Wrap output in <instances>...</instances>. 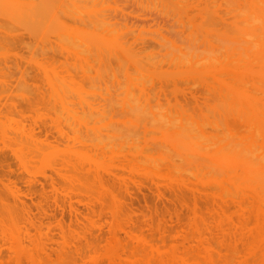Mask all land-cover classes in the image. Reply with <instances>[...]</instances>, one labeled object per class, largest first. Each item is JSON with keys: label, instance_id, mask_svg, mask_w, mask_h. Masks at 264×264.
Instances as JSON below:
<instances>
[{"label": "rangeland", "instance_id": "obj_1", "mask_svg": "<svg viewBox=\"0 0 264 264\" xmlns=\"http://www.w3.org/2000/svg\"><path fill=\"white\" fill-rule=\"evenodd\" d=\"M2 1L3 0H0V3H2ZM5 1V0H4ZM33 1V0H32ZM41 1V2H40ZM40 1H35V2H31V0L29 1V0H16L15 2H13V3H11V1L9 2V0L6 2V3H11V4H9V5H7L6 3V5L7 6H9L11 9H9L8 11L6 10L7 9V6H6V9H4V10H2V11H0L1 13H0V19H3V18H5V20H7V18H8V20H7V22H8V25H6L5 23H3L4 21V19L3 20H1V22H0V32H4V36L6 37V34H9V35H7V38L8 37H13V38H16L17 37V39L19 38V37H21V38H23L24 39V41H22V42H24V44L26 43L27 45H30V47L33 49L34 48V51H36V47L38 48V51H36V52H34L32 49H30V50H32L31 51V53L28 51L29 50V48H26V49H28L27 51H26V49H25V47H23L24 46V44L22 43V45L23 46H21V47H19V45L17 46H15L14 44V42H12V43H14V44H11V43H9L10 41H11V39H10V41L9 40H6L5 41V39H3L2 41H0V42H2V43H0V256H1V254H2V259L4 260V261H6V263L8 262V264H33L32 263V261L30 260V258H28L29 257V254H30V251L28 250V252L29 253H26V254H24L22 257H18L17 255H15L14 254V252L13 251H11V247H12V245H11V242H12V238L13 237H15L17 234H21V236L23 235V237H22V240L23 241H26L25 240V238L27 239V242H26V245L28 246V244H29V242H28V238L30 237V238H32V236H34V237H37V236H40V238L39 237H37L38 239H42L43 241H45L47 238H46V236L47 235H45L46 234V232H47V234H49L48 232H49V230L48 229H46V228H44V230H43V232H45V236L44 235H38L37 234V232L35 231V229L34 228H30L31 226H30V220H33L35 223H36V226L37 227H39L41 224H44V225H49L50 224V228H51V232L52 233H50V237H53V240L55 241V242H57V243H54L53 244V246H54V248H56L55 250H57V251H59V252H61V253H69V254H71V252H74L75 251V248H71V247H75V246H79L80 248H81V250H82V252H83V255H85V258L83 259V260H81V259H79L77 256H74V260L78 263V264H108L109 263V256L111 255V253H110V251L112 250V247H114V252L116 253V258H117V260L120 262V263H122V264H128V257H127V255H128V252H127V250H126V246H127V244L129 243V244H131L133 247H138V242H136V241H134L131 237H130V235L126 232V231H121V232H119V237L121 238V240L122 241H120V243H119V245H116V244H114L113 243V240H112V232H111V227L110 226H112V224H113V218H112V215H111V213H110V208H111V206H108V204L109 205H111V204H113V202H112V200H111V197H107L106 195H108V196H110L109 195V191H108V189H110V188H107V187H111V186H113V187H111V189L112 188H115V186L117 187V189L119 190H117L118 191V195H119V199H120V202L122 201V206H123V208H124V210H126L125 212L126 213H128V217H132L133 219H134V224L133 225H135L136 227L138 226V228H139V234H141L142 236H144L148 241H150L152 244H157L158 245V247H160V249H161V252L163 253V255L164 256H169L170 255V245L172 244V245H175V246H177V248L180 250V251H182L183 250V246H182V244H181V239H180V236H182V235H184V234H186V233H189V232H192L193 231V229H192V223H193V220H195L196 219V215H195V213H194V208H197V216L198 217H200L201 219H203V220H205L204 222H205V226H207V228H205V227H203L202 228V235H204L203 236V238H205V236L207 235V237L208 236H210L211 237V239H212V241H216V242H219L220 240H221V238H220V236H221V234L216 230V228H215V226H216V224H217V222L219 221V217L221 216V214H220V211H219V209H218V205H220L221 203H220V201H221V199L220 200H217V199H219L218 197H216L215 196V191L214 190H211V192L212 191H214V192H209V190L210 189H212L214 186H212V185H210V187H208L207 189L208 190H206V186H208V185H203V186H205L204 188L203 187H201L202 186V183H200V182H198V181H196L197 180V178L196 177H202V176H217V177H219V176H221V173H220V168L219 167H217V171L215 172V170H216V168H215V166H213V165H210L209 166V163H208V165H207V162H205L206 163V165L207 166H209V167H214L215 169H213V168H208L209 169V171H208V173H206L205 175H202V174H200V171H202V170H205V171H202V173L204 174L205 172H207V167H205L206 165L204 164V163H202V164H204L205 166H203L202 164L200 165L199 164V166H203L202 167V169L199 171V174L197 175V171H196V169H195V167H194V165H197V163H200L198 160H197V158H196V160L198 161V162H196V160H194V162H196V163H190L188 166H190V165H193V167H191L190 166V170H191V168L193 169V170H189L190 172H193V176L191 177L190 176V172H189V175H187L186 177L184 176V175H186L185 173H187V172H183V173H181L180 172V174L179 173H177V174H179V177L178 178H176V176H173V175H175L176 174V172H175V170L177 169L176 167L178 166V164H179V166L184 162V161H188V159H186L187 157L185 156V157H183L182 156V159H186V160H182L181 158H177V156H175V151L173 150V145H174V143H173V139L172 138H170V136H169V134H167L166 135V130L168 129V128H165L164 126L167 124V122L169 121L170 123V125H172L173 124V122H171V121H175V120H173V119H171V117L173 118L174 116L172 115V114H176L177 115V112L176 113H174L175 111H177V109H181V111H180V114L183 116V115H191L192 114V112L194 111V109L193 108H191V106L193 107V105L195 104V103H197V102H193V101H191V102H189L190 100H192L193 99V97H189V96H191V94H195L196 92L199 94V93H205V91H204V89L205 88H202V86L205 84V86L206 87H208L209 85H211L212 83H211V81L212 80H210L209 79V77H207V79H206V76L204 75V74H208L207 76H212V78H215L216 79V77H213V76H215V74L217 73L218 74V72H219V68L218 67H220L219 65H220V63L222 62L223 64H224V62H223V60H224V58L222 59V58H220V57H218V56H220V53L221 52H223V50L224 49H222V48H224L223 46L225 45V43L223 44V46H221L220 47V45L219 44H214L213 45V43H211V40H210V44H208L207 43V41H209V39H208V37H210V35H212V34H209V36L207 35V37H205L204 38V40H205V43H204V40H203V43H201V46H202V44H203V48H201V46H200V49H199V40L201 39V42H202V38H203V35L205 34H207V33H210L209 32V29L210 28H214V27H216L217 26V28H221V27H218L219 26V24H220V21H222V20H220L221 18H219V17H222L223 16V14H227L226 12H224V13H220V14H218V11H217V9L221 6V5H218L217 6V8H215L216 7V5H213V7L215 8V9H213L211 6V8H210V10H209V7H207L206 9H208V11H211V9H213L214 10V12H215V10H216V17L214 18V17H212L213 19H212V21H213V23H211L210 22V24L208 25V26H204L203 28V35H199L200 33V31L198 30V27L199 26H201V25H203V19L205 20V18L203 17L204 16V14L202 13V12H204V11H206V13L208 12L204 7H206L207 6V4H204L202 1L200 2L199 0L197 1V4H198V6L200 7H198L196 4L195 5H193L192 3H193V1H191L192 3H190L188 0L186 1L187 3L189 2L190 3V5H188V4H184L182 7L181 6H177V4L175 5V4H173V3H168V1L167 0H161V2H163L164 3V6H165V4H166V6H165V8H168L167 7V5H169L170 7L168 8L169 10H167L166 9V11H168L169 13L168 14H170V11H172L171 9H174V8H171V5L172 6H174L175 8H176V10L179 12V13H181V15H183L182 17H185V18H183V19H186L185 21H187V24L186 23H184L185 21H183V19H181V16H178V15H176V14H178V13H176L175 14V12H177V11H173L174 12V16L176 17V16H178L177 18L179 19L180 18V20L181 21H179V22H177L176 21V19H175V22H176V24H171V25H173V26H171L170 25V23L172 22V23H174V19H172L173 18V16H171L173 13L171 12V15L169 16V15H167V12L165 13L164 12V15L163 14H159L158 15V12H160V10L158 11V10H156V8L155 7H157V6H155V7H149V8H152L151 10L150 9H148V6L149 5H153L154 3V0H152V2L151 1H149V2H151V3H149V4H147V9L145 8V6H144V4L142 3V1L141 0H136V1H139V7H138V3L137 4H134V0H131V1H127V2H125V0H102L103 1V3L101 4V5H104V6H102V8H101V5H100V0H90L89 2H88V0H87V4L88 3H90L91 5H87L86 4V1H80V3H82V2H84V4H82L81 6L79 5V3L78 2H74V0H73V2H72V0H66V1H68V2H66V1H64V0H59V2H58V4L55 6V5H53L55 2H56V0L55 1H53V4L51 3V2H49V0H40ZM61 1V2H60ZM63 1L65 2V6H64V4H63ZM76 1V0H75ZM93 1V2H92ZM105 1V2H104ZM115 1H119L118 3H116ZM133 1V2H132ZM136 1H135V3H136ZM144 1V0H143ZM145 1H147V0H145ZM155 1H158V0H155ZM196 1V0H195ZM195 1H194V3H195ZM107 2H108V4H107ZM204 2H206V1H204ZM4 3V2H3ZM31 5H30V4ZM57 3V2H56ZM55 3V4H56ZM63 5H62V4ZM70 3V4H69ZM105 3H106V5H105ZM110 3V4H109ZM114 3H116L117 5H115ZM140 3H142L143 4V6H144V8H143V6L141 5L140 6ZM146 3H148V2H146ZM153 3V4H152ZM157 4L159 3V2H156ZM156 3L154 4V5H156ZM162 3V4H163ZM200 3V4H199ZM203 3V4H202ZM4 4V5H5ZM35 4V5H34ZM64 7V8H62V6ZM66 4H67V6H66ZM112 4H114V5H112ZM160 4V3H159ZM158 4V7L160 6V8H164V7H161V5H159ZM4 5H1L0 7H4ZM44 5H46V7H49L50 9H52V12H53V10L56 8L57 10L58 9H66L65 11H63L64 12V14H63V12H62V10H56L55 9V12H53V13H51V11H50V15L47 13L46 15H45V17H50V20H49V18L47 19V18H40L39 19V17L37 16V15H35L36 16V18H37V20L39 19V20H43V19H45L44 21H45V23H46V20H48L47 21V23L45 24L42 20L39 22L40 23V27H41V25L42 26H44V24H45V26H44V28H40L39 27V29H41V33H42V31H43V33L41 34V33H39V34H41V35H37L38 37V39L36 40V41H38L39 39H43L42 37H44L45 39H46V36H47V33L49 32H47V30H50L49 28L48 29H45V27H46V25H47V27H50V26H48V23L50 24V22H51V25L53 24V23H56V20L53 22L52 21V19L54 20L55 18H52V17H54L53 15L55 14V13H57L56 15H59V18L60 19H65V21L63 20V21H60V22H58V23H60V27H62L63 25H68V27H67V29H62L63 31L64 30H67V31H64V33L65 34H63V31L61 32L63 35H68V37H69V39H70V41L69 42H67V43H65L64 45H60L62 42H59L58 40H57V38H61V36H58L57 34H55V35H50V37L48 36V38L47 39H49V40H51V42L49 41V45L48 46H50L51 47V51L53 52L54 50L55 51H57L58 49L56 48L58 45H60L61 46V48L59 49L60 50V52H62L63 53V51L65 50L66 52L65 53H63V54H59V50L57 51V54H58V56H57V54H55V51L53 52L55 55L53 56V53L52 52H49L48 50V52H42L43 50H42V48H41V51H39V47L37 46V45H39L38 44V42H40V41H38L37 43H34L35 42V37H33L32 35H30V33L28 34V32H25L24 31V28L26 27V25L27 26H30L31 27V25L33 26H35V24L33 23H31V21H33V18L35 19V16L33 15V13H32V11H31V9L33 10V11H35L36 9H38V8H36L35 9V7H40V6H42V8L44 7ZM68 5H72V9H70V10H74L75 9V11H68V13L69 12H71L70 14H69V16H68V13H67V9H68V7H70V6H68ZM100 5V6H99ZM110 5H112V6H110ZM153 5V6H154ZM188 5V6H187ZM202 7H201V6ZM210 5V4H209ZM14 6H16V7H19L20 8V6H21V10H16L17 12L16 13H19V12H29V10H30V12H31V14L34 16H32V15H30L29 13L27 14L26 12H25V15H23L22 13V15L24 16V17H26L25 18V20L26 19H29V21H28V23H30V24H28V23H26L25 22V24H24V22L22 23V18L20 19V23H22L23 24V26H24V28L22 27L21 29H19L20 28V26L18 27V26H16V23H18V19L16 20L17 22H15V24H14V21H13V19H10V20H12L13 21V25H15V26H11V22H10V20H9V16H11V14L10 13H14L13 12V10L14 9H16V8H14L13 9V7ZM23 6H25V7H29L28 9L27 8H25V7H23ZM98 6L100 7V8H98ZM163 6V5H162ZM185 6H187L186 8H185ZM198 8H197V7ZM223 6V5H222ZM45 7V8H46ZM65 7H67V8H65ZM78 8V10H77V8ZM140 7H142V8H140ZM179 7H181V8H179ZM194 7H195V10L197 9V11H199V10H201L202 12L200 13V14H203V16L202 15H200L197 11H195L196 13L195 14H198L197 16L196 15H194L193 16V14H192V12H191V8H192V10H194ZM31 8V9H30ZM83 8V9H82ZM85 8H87V9H85ZM99 10H98V9ZM116 8H118V9H116ZM159 8V9H160ZM189 8H190V10H189ZM223 9L222 11H226L225 9H226V7H220L219 9ZM3 9V8H2ZM13 9V10H12ZM40 9H41V7L39 8V11H40ZM68 9V10H69ZM81 9V10H80ZM92 11V13L93 12H96V11H99V13H101V12H105V9H107L106 10V14L107 13H110V14H107L106 16L107 17H105V13L103 14L102 13V15H104V18L106 19V18H109V15H110V18L109 19H106V21L108 20V21H110V20H112V16L111 15H113L114 16V18L116 17L117 19H115V21H114V18H113V24L114 23H116V25L118 24V31H119V27L121 26V22L119 23L118 22V16H117V14H116V12L118 11L119 12V14L121 15V16H119L120 18L121 17H125L126 19H127V21H126V19H124V18H122V19H124V21H126V22H124L123 20H120V21H123L124 23H122V24H124V27H122L121 29H123V31L125 30V27L127 26L126 24H133V25H136L137 27H138V25L140 26L139 27V29L141 28H143L142 30L145 32V30H146V32L145 33H147V31H148V33H147V36H146V38L145 37H143V35H144V32L141 30V32H140V30L138 29H136L137 27L136 26H133V25H131V26H133V27H131V28H134L135 30H136V33H137V36H133V38H132V36H131V34H130V36H131V38L133 39H130V40H132V41H130L129 40V35H128V39L126 38L127 36L125 35V33L127 32V33H129L128 32V30H125L124 32L125 33H122L123 35H125V36H123L122 34L121 35H118V31H117V28H115V26L116 25H109V24H112V21L111 22H109V24H106L105 23V19H104V21H102L103 19H101V17H102V15H100L99 13H97L96 15L97 16H95V19L96 20H94V21H97L98 19V21H99V24H100V22L102 21V23L104 22L105 23V26L107 27L108 25L110 26V27H113L114 29H113V32H114V30H116L115 32H116V34H117V36H115L114 34L115 33H110L112 36L110 37V35H109V27H104V26H101L102 28H105L104 30H107L106 32L104 31V33H101V32H103L102 30H100V28H99V32L97 33L96 31H94V29L96 30L97 29V27L95 28V26H97L98 25V22H93L94 24H95V26H94V24H93V26H92V28H91V30L89 29V28H87L88 27V25L85 23L84 24V20H80L79 21V19H81V18H79V17H84V15L86 16V17H88L89 15L88 14H90V18H92V19H90L89 17V20H92L93 21V14L90 12V10ZM109 9H113L112 10V12H113V14H111V12H109V11H111V10H109ZM115 9H116V11H115ZM141 9L143 10H147V11H145V17H143L144 16V14L142 13L141 14ZM154 9L156 10V11H154ZM187 9H188V11H190L191 13L190 14H192V15H190V14H188V12H187ZM218 9V10H219ZM11 10V11H10ZM42 10V9H41ZM87 10H88V13H87ZM109 10V11H108ZM149 10V11H148ZM165 10V9H164ZM186 11L185 13L186 14H188V15H186L185 13H183V11ZM213 10H212V12H213ZM5 11H7V12H5ZM9 11H10V13H9ZM15 11V10H14ZM19 11V12H18ZM37 12H39L38 10H36ZM43 11V10H42ZM47 11H48V9H47ZM76 11H83L82 12V14H84V15H82L81 14V16H80V14H79V12H76ZM85 11V12H84ZM108 11V12H107ZM151 11H153L154 12V14H153V12L151 13L152 15H154V17H157V15H158V17L161 19V18H164V21L165 20H167V21H169V22H165V24L166 23H169V24H164V22H162L163 20H158L157 18H155V19H157L156 21H160V22H162L161 24L163 25V26H166L167 27V25L169 26V30H170V28L171 27H173V31L174 30H176V32L178 33V32H183L182 34L185 36L186 34H190V33H193V31L194 30H196V31H194V33H197L198 34V36H196L195 38H197V37H199V39H193V38H191V37H189L188 35V37L189 38H191L192 40H195L194 41V43H189V39H185L183 36H179V37H177L176 35H175V33L174 32H172V33H174V35H175V38L177 37V39L178 40H176L174 37H173V39H175V41H176V43L174 44V42H170V41H173V39L172 40H169L168 41V39H171L172 37H171V32L168 30V28H166V27H164L166 30H168L169 32H168V34L170 33V36L168 35L167 36V31H163V29H161L160 27H158L157 28V26H160L159 25V23H156L155 24V19L153 18V16L152 15H150L149 16V18L147 17L148 16V12H151ZM162 11V10H161ZM221 11V10H220ZM44 12V11H43ZM43 12L41 13L42 15H44L43 14ZM74 12H76L77 14H78V16H77V14H74ZM114 12H115V14H114ZM117 12V13H118ZM7 13H9L10 15L9 16H7ZM36 13V12H35ZM163 13V12H162ZM40 14V13H39ZM40 14V15H41ZM63 14V15H62ZM66 14H67V16H66ZM71 14H73V16L75 17V18H77L78 20H75V18L73 17V16H71ZM95 14V13H94ZM118 14V15H119ZM139 14H141V15H139ZM147 14V15H146ZM150 14V13H149ZM155 14H156V16H155ZM169 16V20H168V17L166 16ZM65 15V16H64ZM88 15V16H87ZM116 15V16H115ZM139 15V18L137 17ZM160 15H162L161 17H160ZM180 15V14H179ZM229 15V14H228ZM16 17L18 16V15H15ZM15 16H12L13 18H15ZM22 16V17H23ZM165 16V17H164ZM192 16H193V18H192ZM195 16H196V18L198 17V18H200V16H201V18H202V22H200L199 21V19H197V21H199V22H197V23H199L198 25H196V23L194 22V21H196V19H195ZM213 16V15H212ZM20 17H21V15H20ZM23 17V18H24ZM205 17H207V16H205ZM211 17V16H210ZM217 17L219 18V20L217 19ZM227 17H229V18H227ZM52 18V19H51ZM56 18H58V17H56ZM67 18L69 19H71V21H70V19H69V21L67 20ZM144 18V19H143ZM145 18H147V20L148 19H151L152 20V24L150 23V21L151 20H148L149 22L148 23H146L145 21ZM209 17H207V20H206V22L207 21H209V19H208ZM223 18H225V19H227L226 21H228V19H230V15L229 16H226L225 17V15L222 17V19ZM59 19V20H60ZM83 19V18H82ZM87 19V18H86ZM86 19H85V21H86ZM144 20V22H143V20ZM153 19H154V21H153ZM177 19V20H178ZM191 19H192V21H193V19H194V23L193 22H191ZM214 19H215V21H216V19L218 20L217 22L219 23H217V22H215L214 21ZM225 19L223 20V22H225ZM15 20V19H14ZM24 20V19H23ZM36 19H35V21H37ZM89 20H87L86 22L89 24ZM101 20V21H100ZM171 20H173V21H171ZM201 20V19H200ZM3 21V22H2ZM58 21V20H57ZM107 21V22H108ZM171 21V22H170ZM189 21V22H188ZM6 22V23H7ZM34 22V21H33ZM41 22L42 23H44V24H41ZM64 22V23H63ZM91 22V21H90ZM130 22V23H129ZM215 22V23H214ZM2 23L3 24H5V25H2ZM36 23H38V22H36ZM58 23H57V26H58ZM71 23H72V25H74V27H77V28H72V30H71V27H70V25H71ZM103 23V24H104ZM177 23H179V24H177ZM181 23V24H180ZM186 24L185 26H186V28H187V26L188 25H190V23H191V25H192V27L194 28H192L191 26H188L189 28H183L182 29V27L184 26V24ZM189 23V24H188ZM193 23V24H192ZM146 24V25H145ZM148 24H150V25H152V26H150V27H152L153 28V26L154 27H156V29L153 31V29L152 28H149V25ZM158 24V25H157ZM204 24H205V21H204ZM218 24V25H217ZM221 24H223V23H221ZM220 24V26H222ZM18 25V24H17ZM37 25H39V24H37ZM55 25V24H54ZM71 25V26H72ZM80 25H81V27H80ZM85 25H87V27H86V29H85ZM90 26H91V24H89ZM101 25V24H100ZM99 25V26H100ZM145 25V26H144ZM148 25V27H146ZM176 25L179 27V26H182V27H180V28H177L176 27ZM33 26V27H34ZM53 26V25H52ZM143 26V27H142ZM177 28H175V27ZM184 26V27H185ZM9 28V30L8 29H6L5 30V28ZM33 27H31V28H33ZM36 27V26H35ZM46 27V28H47ZM54 27V26H53ZM56 27V26H55ZM129 26H127L126 27V29H129V30H132V29H130V28H128ZM144 27L146 28V29H144ZM162 27V26H161ZM30 28V29H31ZM37 28V27H36ZM51 28V27H50ZM80 28V30L79 31H81V32H79L80 34L82 33V32H87L86 34H94L95 36H92V35H90V39L93 37L94 39H99L98 41H99V44L101 43V39L103 40V42L101 43L102 44V47H103V45L105 46V44L106 43H104L105 41L107 42V44H106V48L107 47H109V48H105V50H104V48L103 49H100V48H102L101 46L100 47H98L99 46V44H97L96 43V46H95V43H93V42H96L97 40H95L94 41V39H91V40H93L92 41V45L89 43V42H87V41H85V37L83 38V40H81V38H77V36H78V34L76 33V31L78 32V29ZM82 28V29H81ZM161 30H160V29ZM196 28V29H195ZM200 28V27H199ZM23 29V30H22ZM29 29V30H30ZM38 29V28H37ZM55 29V28H54ZM58 29H59V27H58ZM60 29V30H61ZM74 29V30H73ZM84 29V30H83ZM110 29H112V28H110ZM132 30L133 32H135V30ZM164 29V30H165ZM180 29V30H179ZM191 29H192V31H191ZM200 29H202V28H200ZM26 30H28V29H26ZM35 30V29H34ZM45 30H46V34H45ZM68 30H71L70 32L68 31ZM89 30L91 31V32H89ZM149 30H150V33H152V35L154 34V36H156L158 33V37L159 36H163L164 35V40L166 39L167 41H166V44H164L165 42H163L162 43V45H167V43L169 42V43H172L173 45H174V47L176 48V47H178V48H181L180 47V45L182 44V42H183V40L182 39H185V41L187 40V45H188V43H189V45L187 46L185 43H184V45L185 46H187V48L189 47V49L191 50V48L193 49V50H191L192 52H194V48H195V51H196V53L198 52L199 53V51H203L204 50V53L203 52H201V53H199L200 55L202 54V56H204V54L207 52L208 54L210 53V54H214L215 52H218V51H216L218 48L220 49H222V50H219V51H221V52H219V54H217V53H215L214 55H209V58H210V56H212V57H214V59H216L217 58V62L216 63H214V64H217V63H219V60L221 59V61H220V63H219V65H216V67L215 68H218V70L216 71V70H214L213 68V66H215V65H213L212 64V62L213 61H211V63H209V61L211 60V59H209L208 58V62L207 63H205V65L206 64H212L211 65V67H213L212 68V70L214 71H212V74L213 75H210L211 73H207L206 72V68H207V71H209L208 69H211L210 68V65H207V66H209V67H206L205 68V65L203 66V59H204V57L206 56L207 57V55L205 54V56L201 59L200 57H202V56H200L198 53L196 54V56H200L199 58L198 57H194V53H192L191 52V55H192V58H190L191 57V55L189 54V58L190 59H187V60H189L190 62V65H188L187 64V67L188 66H190V68L188 69V71L189 72H191V74H192V72H195L194 74H192L191 76H190V73L188 74L189 76L188 77H191L192 78V76H193V81H194V79L195 78H197L198 76H199V74H201L203 71H205L204 73H202L199 77H202L203 75L205 76V78H203V79H205V80H207V82L205 81V80H203L202 78L200 79V78H197V79H200L201 81H204L203 83L201 82V84H198V85H200V87H199V90L201 91L202 89V91L200 92L199 90H198V88L197 89H195L197 86H195L194 84V82H192V79H191V81H190V83L192 84V85H190L191 87H195L194 88V90L196 91V90H198V91H194L193 89V91L192 90H190L191 89V87L189 88V84L187 85L186 83H182L181 82V85H183V89L184 90H182V88H180L181 86H180V84H179V88H177L178 87V83H176V80H174V78L175 79H177V77H176V74H175V72L176 73H179V71H176V70H178L179 68V66H177V68H175V69H168V68H172L173 67V65H171L172 67H170L169 65V59L172 57V56H170L171 55V53H172V51H168L167 52V49L166 48H168L169 50H170V47H173V45H171V44H169V46L170 47H168V46H166V48H163L164 46H162V48L163 49H165L164 51H166V52H164V53H162L163 51V49L161 50V47L159 46L160 45V43H161V40H162V38H157V36L155 37V39H157V41H155L156 43L157 42H160V43H157V44H154L155 42H151V43H153L154 45H157L158 46V48H160V49H158L157 48V50H161V53H162V55L163 54H165L166 53V55H168L167 53H170L168 56H166V55H164V57H167V58H162V56H161V53L159 54L160 56H161V58L162 59H167V60H169L167 63V65H168V67L166 66H164V64L163 63H161V64H163V65H161V66H159V63H160V61H161V58L159 59V55H157L158 53H159V51H156V53L151 49V46H144V45H139L138 44V46L137 47H139L140 46V48H137V47H135V46H133L134 48H132V44H137V43H144L145 44V42H144V40L142 41L141 39L143 38V39H145V40H147V37H148V41L147 42H149V39H151L152 40V35H150L151 37L149 38ZM157 30H160V32L161 33H164V34H160V32L159 31H157ZM178 30V31H177ZM184 30L186 31V30H190V33L187 31V32H185L184 33ZM211 30V29H210ZM37 31V30H36ZM52 31H54L53 30V28H52ZM58 31V30H57ZM98 31V30H97ZM112 31V30H111ZM131 31V32H132ZM156 31H157V34H156ZM198 31V32H197ZM55 32V31H54ZM59 32V31H58ZM57 32V33H58ZM155 32V33H154ZM49 33H52V32H49ZM77 34V36L75 37L74 35H76ZM106 33H108L107 35L108 36H104V34H106ZM119 33H120V31H119ZM126 33V34H127ZM136 33L134 34V35H136ZM143 33V34H142ZM166 33V34H165ZM54 34V33H53ZM61 34V35H62ZM70 34V35H69ZM85 34V33H84ZM96 34L98 35V36H100V37H98V36H96ZM103 35V37L104 38H101V36ZM139 34H141V36L139 35ZM182 34H177V35H182ZM202 34V33H201ZM1 35L3 36V34L1 33ZM18 35V36H17ZM20 35V36H19ZM44 35V36H43ZM46 35V36H45ZM56 35H57V38H55L57 41H55V39H54V37H56ZM60 35V34H59ZM146 35V34H145ZM173 35V36H174ZM191 35V34H190ZM193 35V34H192ZM194 35H196V34H194ZM1 36V37H2ZM30 36H32L34 39H32V37H30ZM52 36V37H51ZM70 36H72V37H74V39H71L70 38ZM114 36V40L112 39V37ZM118 36H120V37H118ZM121 36L124 38V40H125V38L127 39V40H120V38H121ZM153 36V37H154ZM165 36H167V37H165ZM28 37V38H27ZM66 37V36H65ZM64 37V39H66ZM67 37V38H68ZM106 37V38H105ZM110 37V38H109ZM116 37H117V39H116ZM134 37H135V39L136 38H138V37H140L139 39L141 40H135L134 39ZM169 37V38H168ZM183 37V38H182ZM194 37V36H193ZM3 38V37H2ZM1 38V39H2ZM6 38V39H7ZM13 38H12V40H13ZM21 38L20 39H18L19 41L21 40ZM51 38V39H50ZM63 38V37H62ZM107 38H109V39H107ZM119 38V39H118ZM180 38H182L181 39V44H179L180 42H179V40H180ZM210 38H212V36L210 37ZM9 39V38H8ZM47 39H46V41H47ZM64 39H62V40H64ZM68 39V40H69ZM89 39V40H90ZM122 39V38H121ZM154 39V38H153ZM191 39H190V41H191ZM212 39H214V38H212ZM216 39V38H215ZM61 40V39H60ZM67 40V41H68ZM86 40H88V39H86ZM105 40V41H104ZM116 40H119V41H117L116 42ZM159 40V41H158ZM217 40V42L219 41V43H221V45H222V42H224V41H222V42H220V40L219 39H216ZM3 41H5L4 43H3ZM8 41V46L9 47H7V42ZM15 41H17V40H15ZM26 41V42H25ZM43 41V40H42ZM64 41H66V40H64ZM63 41V42H64ZM75 41V42H74ZM97 41V42H98ZM126 43V45L127 46H125L124 44V42ZM129 41V42H128ZM137 41V42H136ZM184 41V42H185ZM213 41V40H212ZM215 41V40H214ZM18 42V41H17ZM16 42V43H17ZM56 42V43H55ZM58 42V43H57ZM111 43V45L113 44L114 46H115V44L117 45L116 46V49H115V47L112 45V46H110V43ZM121 42L122 43H124V44H122V46H121ZM127 42L129 43V44H127ZM133 42V43H132ZM32 43H34V44H36L34 47L32 46ZM41 43V42H40ZM44 43H45V41H44ZM44 43H42V44H44ZM54 43V45L56 46V47H54V48H56V49H54V48H52V44ZM104 43V44H103ZM119 43H120V45H119ZM198 43V44H197ZM208 44V46L211 48V46H212V48H215V46H217L216 47V50H215V52H214V49H213V51L211 50V52L209 51H206L207 50V48H208V50H209V47H206V45ZM214 43H216V42H214ZM18 44H21V43H18ZM41 44V47H45L46 48V46L45 45H42ZM45 44H48V42L47 43H45ZM63 44V43H62ZM68 44H70V46L68 45ZM108 44H109V46H108ZM131 44V45H130ZM178 44V45H177ZM204 44H206L205 45V47H204ZM14 46V47H11L10 48V46ZM69 46V47H71V48H74L75 50H77V49H79L80 48V46L81 45H83V46H85V47H87V48H85V47H83V48H85V49H79L80 51H83L84 50V52L83 53H85V54H83V55H81V54H76V52L74 51V52H72L73 53V56H71L72 54L71 53H69L70 51H67L68 49L70 50V48H68L67 46ZM98 45V46H97ZM118 45H119V52H121L122 51V55H123V57H125L126 58V60H128V63H127V65L123 68V65H125V64H123L122 65V61H123V57H122V55H121V58H122V61H121V65H122V69H121V67L119 68L118 66L120 65L119 63H120V61H118L119 59H120V53L118 52V50H117V48H118ZM124 45V46H123ZM128 45H129V48L131 47L132 48V52L134 51H136V52H141V47H145V49L143 48L142 50H146V47H147V49H148V51L146 50V52H144L145 54H142V53H136L135 52V54H138V56L139 57H145V55L148 53V52H150L151 51V53L153 54H155L156 56H159L158 57V59L160 60V61H158L159 63L158 64H153L154 65V68L153 69H155V67H157L155 70H158L159 68H161V69H164L165 71H163V74H164V72H166V69H168L169 71H171V70H175V72H174V74L175 75H171L172 74V71L170 72V75L169 76H164L163 75V77L164 78H168L167 80H168V82L166 81V79H164V78H162L161 80H158L159 82H160V84H159V82L157 83V80L155 81V79H154V76H156V74L155 75H153L151 72V74L148 72V75L150 76V75H152L151 77H149L148 75H146V72H145V74L143 73L144 71L141 69L142 67H140V66H138V63L140 64V62L138 61L137 62V65H135L133 62H131V59L133 58H130L132 55L130 54V52H129V54L131 55H128L127 54V50L128 49H126L127 47H128ZM149 45V44H148ZM183 45V44H182ZM181 45V46H182ZM196 45H197V47H196ZM2 46V47H1ZM40 46V45H39ZM47 46V47H48ZM59 46V47H60ZM62 46H65L66 48H68V49H65V47H62ZM93 46V47H92ZM96 48H95V47ZM193 46V47H192ZM4 47V48H3ZM19 47V48H18ZM28 47V46H27ZM50 47H49V49H50ZM81 47V48H82ZM112 47V50H109L110 48ZM124 47H126V48H124ZM150 47V48H149ZM98 48V49H97ZM124 48V49H123ZM135 48H137V50H139V51H137V50H135ZM155 48V47H154ZM153 48V49H154ZM173 48L174 50H176L175 51V53H172L173 54V56H174V54H176V52L178 53V51L180 52V49L178 50V48ZM184 50H185V48H184V46L182 47ZM182 48H181V50H182ZM198 48V49H197ZM17 49V50H16ZM53 49V50H52ZM151 49V50H150ZM203 49V50H202ZM10 50V51H9ZM46 50V49H45ZM62 50V51H61ZM79 50H78V52H79ZM108 50V51H107ZM113 50H115V53L117 54H115L114 53V51ZM121 50V51H120ZM130 50V49H129ZM150 50V51H149ZM198 50V51H197ZM71 51H72V49H71ZM110 51V52H109ZM111 51H113L112 53H111ZM131 51V50H130ZM206 51V52H205ZM34 52V53H33ZM134 52H133V55H135L134 54ZM186 52V51H185ZM184 51H183V53H185ZM189 53H190V51H188ZM50 53V54H49ZM74 53H75V55H74ZM87 53H89V56L91 55H93V53H95L96 55L95 56H100V58H98L97 57V60H96V62L98 63H100V64H103V65H105L106 66V64H107V66L109 67V69H108V74L106 73V71H105V73L107 74V76L109 75V76H111L109 73L111 72V74H112V72H113V75H112V78H114L116 81L114 82V84L116 83V85H113L112 84V82L114 81L113 79H110V81L108 80V78L105 76L106 74L103 72V74H105L104 76H102L103 77V79L101 80V78H100V76H101V73L99 74V77H98V80H100V81H102V84H101V82H99L98 83V80H97V83L94 81V78H95V76H98L97 75V73L98 72H100L99 71V68H103V65H100V64H95L96 66V68H93V66L92 67H90V68H92V71L94 70V72H92L91 71V69H89L88 70V75H86L85 74V71H86V68L84 69L83 67L87 64L88 65V63H90V60H91V57H90V60H89V56L86 58V59H84L83 58V56L85 57V55L87 54ZM97 53H99V54H97ZM109 53V59H110V61L108 62V60L109 59H107V54ZM111 53V54H110ZM119 53V54H118ZM45 54H47V55H45ZM102 54H104L105 56H104V58H106V59H104L103 58V56H102ZM149 55L147 58H144V59H147V61H148V59L149 60H153V57L151 58V56H155V55ZM179 54V53H178ZM187 54V53H186ZM194 54V55H193ZM223 55H221V57L222 56H224V53H222ZM50 55V56H49ZM82 57H81V56ZM88 55V54H87ZM86 55V56H87ZM110 55H113L112 56V58H114L115 56H117V57H115L116 59H117V64H119V65H117L116 64V59H114V61L113 60H111V56ZM119 55V56H118ZM143 55V56H142ZM218 55V56H217ZM136 57V58H139V57ZM170 56V57H169ZM66 57V58H65ZM70 57H72V58H70ZM73 57H76V58H74V60H76V61H74L73 60ZM205 57V58H206ZM211 57V58H212ZM77 58H78V60L80 61V59L83 61V62H86V64H84V63H82L81 64V62L82 61H78L77 60ZM92 58H94V57H92ZM124 58V59H125ZM135 58V60H137ZM169 58V59H168ZM43 59V60H42ZM94 59H96V58H94ZM93 59V60H94ZM104 61H103V60ZM154 59L156 60V57H154ZM157 59V60H158ZM173 59V58H172ZM192 59L194 60V62L195 61H197V64H199V65H197L196 66V68H198L200 65H202L201 67H202V71L197 75V72L196 71H194V69L192 68V66H194L193 64H196V63H194L193 61H192ZM85 60V61H84ZM87 60V61H86ZM92 60V61H93ZM99 60H101V62L99 61ZM107 60V61H106ZM138 60H142L143 61V58L142 59H138ZM151 60V61H152ZM154 60V62H157V60L155 61ZM164 60H162L163 62H166V60L164 61ZM200 60H202L201 62H199ZM207 60V59H206ZM213 60V59H212ZM79 63H78V62ZM133 61H134V59H133ZM161 61V62H162ZM204 61H205V59H204ZM88 62V63H87ZM94 62V61H93ZM93 62H91L90 64H92ZM119 62V63H118ZM153 61H152V63H154ZM193 62V63H192ZM199 62V63H198ZM95 63V62H94ZM112 63H114L115 65H113ZM136 63V62H135ZM143 63L145 64V60L142 62V64H140L141 66L143 65ZM148 63V62H147ZM78 64H81L80 65V67H79V65ZM90 64L87 66V67H89L90 66ZM112 64V65H111ZM166 64V63H165ZM44 65V66H43ZM52 65V66H51ZM120 65V66H121ZM149 65H150V68H149ZM152 64H148V68L149 69H151V67L153 66H151ZM185 65V64H184ZM222 65V64H221ZM99 66H101V67H99ZM104 66V68H106ZM111 66H114V67H112V69H111ZM163 66V67H162ZM182 66H183V64L180 66L181 68H182ZM223 66V65H222ZM55 67V68H54ZM107 67V68H108ZM144 67H146V66H144ZM143 67V68H144ZM195 67V66H194ZM200 67V68H201ZM54 68V69H53ZM114 68V69H113ZM119 68V69H118ZM125 68H127L126 69V71H125ZM129 68H130V72H134V73H136V75H138L137 77L139 78V77H141V83H142V81L144 80L145 81V83L146 82H148L149 84H148V86L150 85V83H152L153 84V86L152 85H150L149 87H148V91H149V88L151 87V89H154L155 87L157 88H159L158 90L155 88V90L153 91V90H151V91H153V92H145V90H144V88L146 87V85L147 84H145V87L143 88V89H140V86L141 87H143L141 84H140V81L138 82L139 84H140V86L138 87V84H137V82H136V80H137V78H136V80H134L135 78H132V76L134 77V74L130 77V75H131V73L129 72ZM137 68H139L140 70H138ZM148 68H146V69H148ZM166 68V69H165ZM186 67H183L182 69L183 70H185L184 72L186 73L187 72V69H185ZM191 68H192V70H191ZM200 68H198V69H200ZM88 69V68H87ZM97 69V70H96ZM152 69V71H155V70H153ZM160 69V73H161V70ZM198 69H196V70H198ZM204 69V70H203ZM97 71V73H96V71ZM101 70V69H100ZM111 70V71H110ZM168 70H167V73H168ZM183 70L179 73V74H177V75H179L178 76V78H180V77H184V76H187V74L186 75H184L185 73H183V75H182V72H183ZM143 71V72H142ZM150 71V70H149ZM211 71V70H210ZM209 71V72H210ZM102 72V71H101ZM156 72V71H155ZM158 72V73H159ZM199 72V71H198ZM78 73V74H77ZM85 74L84 76H83V74ZM157 73V74H158ZM215 73V74H214ZM90 74H92V76L90 75ZM116 74V75H115ZM118 74V75H117ZM124 74V76L126 77V79H125V77L123 78L124 80H126L125 82H124V84H126L127 85V87H126V85H122L124 88H123V90L125 89L126 90V92L127 93H129V94H126L125 93V90H124V93H125V95L123 94V90L122 89H120L119 88V86H118V81L120 82V81H122L123 82V80L121 79H118L119 77L120 78H122V75ZM169 74V73H168ZM54 75V77H55V79H51V78H54V77H52ZM58 77L57 79H60L58 82V84L56 83L57 82V80H56V76ZM136 75H135V77H136ZM182 75V76H181ZM194 75H196L195 76V78H194ZM219 75H220V72H219ZM115 76V77H114ZM117 76H118V78H117ZM203 76V77H204ZM217 76V78L219 77L218 75H216ZM51 77V78H50ZM79 77V78H78ZM130 77V78H129ZM147 77H149V78H147ZM160 77H161V75L159 76H157V79H160ZM68 78H71L70 80H68ZM77 78V79H76ZM100 78V79H99ZM106 78V79H105ZM211 78V77H210ZM211 78V79H212ZM84 79H88L87 80V83H88V81H90L91 79V81H93V82H95L94 83V85L95 86H93V87H91V82L89 83V84H86L85 85V83L86 82H84ZM90 79V80H89ZM97 79V78H96ZM132 79V80H131ZM174 81V83L172 82V80ZM181 79V78H180ZM186 79H188V78H186ZM186 79H181V81H183V82H185L186 81ZM190 79V78H189ZM197 79H195V82L196 83H200L199 81H197ZM103 80H108V82H110L109 83V86H108V84H106L107 82L106 81H104L103 82ZM111 80H113V81H111ZM128 80V81H127ZM134 80V81H133ZM138 80H140V78L138 79ZM170 80H171V82H170ZM179 80V79H178ZM185 80V81H184ZM208 80H210L209 82L211 83V84H209L208 83ZM214 80V79H213ZM54 82V85L52 84L53 82ZM66 81H71L70 83L71 84H67L66 83ZM84 82V83H82V84H84L85 86H82L80 83L81 82ZM180 81V80H179ZM189 80H187V82H188ZM61 82H63V85H62V83ZM68 82V83H69ZM106 82V83H105ZM129 84H127V83ZM132 82L134 83V82H136V84L134 83V84H132ZM162 82H166L165 83V85L164 84H162ZM178 82V81H177ZM206 82V83H205ZM57 85H56V84ZM65 83V84H64ZM76 83H78V84H76ZM132 85H131V84ZM173 83V84H172ZM208 83V84H207ZM74 85V86H71V85ZM116 86V87H118L119 89H115V87H114V89L112 90V88H113V86ZM120 84H122L121 82H120ZM119 84V85H120ZM67 85H69L68 86V88H69V90H67L68 88L66 87ZM88 85H90V86H88ZM93 85V84H92ZM105 85H107L108 87H110V85L112 86L111 87V89H109V90H111L110 92H109V90L107 89L108 87L107 86H105ZM133 86L134 85V87H132V89H139V94H140V96H142V94L144 95L145 93V97H146V95H147V100L146 101H143V99H141L138 95H137V93H134V90H133V92H128V90L130 91V89H128V87H131V86ZM135 85H136V88H135ZM154 85H156V86H154ZM160 87H159V86ZM161 85H162V87H161ZM163 85H164V87H163ZM187 85V86H186ZM197 85V84H196ZM71 86V87H70ZM77 86V87H76ZM81 86V87H80ZM186 86V88L188 87V90L186 89V88H184ZM73 87V88H72ZM106 87V91L108 92V94H110V95H108L106 92H104L105 90H102V89H104ZM121 87V86H120ZM126 87V88H125ZM153 87V88H152ZM204 87V86H203ZM100 89H101V92H100ZM132 89H131V91H132ZM145 89H147V88H145ZM164 89H165V93H167L168 91H173L172 93L171 92H169V93H171V97H172V99L174 98V101L173 100H164L163 101V99H160L159 97L161 96V98H162V96L164 97V99L166 98V99H168V98H170V96H167L169 93H167V95H165V94H163L162 92H164ZM167 89H169L168 91H167ZM179 89V90H178ZM208 89V88H207ZM117 90H119V92L117 91ZM163 90V91H162ZM68 91H71V92H68ZM81 91H83V93H90V96H89V94L86 96V99H82V97H81V95H84V94H81ZM157 91H162L161 93H159V92H157ZM175 91V92H174ZM176 91H179V92H182V94H184L185 96H183L184 98H186L187 100H188V102H186L185 101V99L184 98H182L181 96V93H179V92H177V95L178 96H180V97H178L175 93H176ZM189 91H191V92H189ZM113 92H115L114 94H115V97H116V95H117V98L115 99V101L116 100H118V102H119V99L118 98H120L121 96L120 95H122L123 94V96L121 97V99H120V106H122V109L124 108V103H129L130 101V98H132L133 96H135V97H137V98H139L140 100H142L141 102H140V100L138 99L137 101H139V102H137L136 100H135V98H132L133 99V101H132V103H135V104H132L131 102H130V104H132V105H134L135 106V108H134V106H132L131 107V105L130 104H128L127 103V105L126 106H128L129 105V107L130 108H128V107H126V108H124L123 110H120V108L118 107L119 106V103H117V101L116 102H114V98L115 97H113V94H111V93H113ZM120 92H122V94L120 93ZM136 92V91H135ZM141 92V93H140ZM157 92V93H156ZM80 93V94H79ZM98 93V94H97ZM120 95H119V94ZM132 93H134V94H132ZM158 93L160 94V95H158ZM196 93V94H197ZM53 94V95H52ZM95 94V95H94ZM131 94V95H130ZM152 95V96H154L153 98H156V96H157V102L160 100V102L159 103H161V105H159V103H157V102H155L156 103V105H155V103H154V101H152V100H154L153 98H152V100H148L150 97H152V96H150V95ZM162 94V95H161ZM195 94V97H203V96H200V95H202V94H199V96H198V94L196 95ZM67 95H68V98H67ZM103 95L105 96L104 98H103ZM112 95V96H111ZM119 95V96H118ZM186 95H189L188 97L190 98H188V97H186ZM203 95H205L204 97H206V94H203ZM57 96V97H56ZM101 96H102V98L103 99H101ZM106 96H108L109 97V99H110V97H111V99H112V97H113V103L114 104H112V105H115V103H116V107L115 108H117L120 112H117V109H113L112 111H111V103H112V101L111 100H107L106 99ZM148 96H150L149 98H148ZM168 98H167V97ZM84 97H85V95H84ZM129 98L128 99V101L127 100H125L126 98ZM55 98V99H54ZM57 98V99H56ZM62 98H64V99H62ZM136 98V99H137ZM142 98H144V97H142ZM177 98H180L181 100H183V101H180V99H179V102H178V99ZM63 101H62V100ZM81 99V100H80ZM124 99V100H123ZM177 99V100H176ZM31 102H30V101ZM145 100V99H144ZM156 100V99H155ZM204 99L202 98H199V102L201 101H203ZM34 101V102H33ZM124 101H127V102H124ZM176 101V102H175ZM205 101V100H204ZM202 102V104H199V103H197L198 105H201V108H202V105H203V103H204V106L203 107H207V105L209 104V103H206L207 102V100L205 101V102ZM30 102V103H29ZM33 102V103H32ZM122 102V103H121ZM145 102H147V104H145ZM149 102V103H148ZM172 102V103H171ZM173 102H175L174 104L175 105H173ZM186 102V103H185ZM167 103H171V105L173 106V107H170L171 105H169V104H167ZM182 103H183V106H182ZM185 103V104H184ZM194 103V104H193ZM29 104H30V106H29ZM136 104H137V109H139V107H140V110L141 111H139V110H137L136 109ZM150 104V105H149ZM205 104H207L206 106H205ZM25 105V106H24ZM139 105V106H138ZM176 105H181L179 108L176 106ZM184 105H191V106H189V109L191 110V113L189 112V109H188V107L186 108L187 110H188V112L187 113H185V111H187L186 109H185V107H184ZM198 105L196 106L195 105V108H197V109H201L200 108V106L198 107ZM27 106V107H26ZM162 106H165V108L164 107H162ZM114 107V106H113ZM150 107H152V108H150ZM161 107H162V110H163V108H164V110H171L172 109V111H173V108L175 109V111H171L172 112V114L168 111V113H170V118H169V116L167 115V111H166V113L164 112V111H162L165 115H163L162 114V116H165L164 118H158V120H157V117H159V116H157V112L156 111H158L159 109H161ZM183 107H184V109L185 110H183ZM34 108V109H33ZM130 109V110H128V109ZM132 108V109H131ZM204 108V109H205ZM154 109L156 110L155 112H154ZM203 109V110H204ZM146 110V111H145ZM150 110H152L151 112H150ZM202 109H201V111H203ZM29 111V112H28ZM115 112V114H111L110 115V113L111 112ZM161 110H159V112H160ZM195 111H196V109H195ZM193 112L195 115H197L198 114V112H200V111H196V112ZM113 112V113H114ZM140 112V113H139ZM141 112L143 113V114H141ZM157 113V114H155V119H156V121L155 120H153L154 118V113ZM179 112V111H178ZM117 113V114H116ZM128 113H130V114H132L133 113V115L135 114V115H137V117L138 116H142V115H144L145 113V115L144 116H148V113L150 114H152L151 116H152V118L153 119H151V118H147V120L148 119H151V121H148V122H146L147 120L146 119H144L143 121H144V123H143V125L144 126H140L141 125V123H140V120L139 119H141V118H139L138 120H139V122H138V120L136 119L135 121H133V119H132V116L133 115H129ZM161 113V112H160ZM158 114V115H161V114ZM122 114V115H121ZM124 114H126V115H129L130 116V119H129V116H127V117H125L124 116ZM179 114V116H177V117H179V118H177L176 116L174 117L175 119H177L176 121H178V122H176V123H178V124H176V125H180V124H182L183 123V125H185L186 124V122L184 121L185 119L184 118H182V116ZM194 114H192V115H194ZM120 115H121V117H120ZM120 117V118H122V116L123 117H125L126 119H120V118H117V117ZM181 116V117H180ZM188 116H185V118L187 119L188 118ZM133 117H135V116H133ZM149 117H150V115H149ZM184 117V116H183ZM83 118H86V121H90L91 123H93V120L94 121H96L95 122V124L93 125H91L92 127H90L88 124V126L86 125V123H89L90 124V122H84V121H80V119L82 120ZM111 118L113 119L112 121H110L111 120ZM114 118H116V119H114ZM145 118V117H144ZM165 118H167V119H165ZM183 119V121L184 122H182L180 119ZM88 119V120H87ZM169 119H171V121L169 120ZM179 119V120H178ZM207 120H206V122L207 123H209V127L211 126L212 127V121L214 120L213 118L211 119V116H210V118L209 117H207L206 118ZM98 120H100V121H98ZM124 120H125V122H126V120H127V122L126 123H123L124 122ZM153 120V121H152ZM100 123H98V122ZM119 122V123H123V125L124 124H126V126L124 125V127H122V125L120 124V126H121V128H120V126H119V130H117V131H115L114 132V128L113 127H115V130H116V123H113V122ZM137 121V122H136ZM155 121V122H154ZM202 121L204 122V120L202 119ZM111 122V123H110ZM98 123V124H97ZM132 123H133V125H132ZM135 123V124H134ZM138 123L140 124V125H138ZM147 123L150 125L149 127H147V126H145V125H147ZM164 123H166L165 125H164ZM172 123V124H171ZM118 124V123H117ZM128 124H130V125H128ZM137 124V125H136ZM154 124H156V126L154 125ZM161 124H163V125H161ZM154 125V127H151V126H153ZM162 126V127H164V130H163V128H162V131L161 132H158L159 131V129H160V126ZM170 125H167V126H170ZM205 125H206V123H205ZM103 127V128H100V127ZM111 126H113L112 128H113V132H111L110 131V128H111ZM159 126V127H158ZM166 126V127H167ZM173 126V125H172ZM171 126V127H172ZM22 127V128H21ZM94 127H97V128H94ZM146 127V128H145ZM170 127V128H171ZM208 127V125H206V128H204L205 130V132L208 134V135H212V134H214V132H211V131H209L208 129H211V127L209 128ZM240 128H241V126H239ZM93 129L92 131H94V129H95V131L94 132H97L98 134H99V140L98 139H93V140H95V142L97 141V143H98V145H97V143H95V144H93V142H89V144L87 143L89 140L88 139H86V138H90V140H91V138H96V135H97V137H98V134H95L94 132H91V131H89V133L88 132H86V131H88L87 129ZM112 128H111V130H112ZM151 128H152V130H151ZM169 128V129H170ZM208 128V129H207ZM156 129V131H154L156 134L157 133H159L158 135H157V137H156V135H155V133L154 132H151V131H153V130H155ZM166 129V130H165ZM209 131V132H207V130ZM23 130H24V132H23ZM27 130V131H26ZM108 130H109V133H108ZM131 130H134V132L132 133V137H130V141L131 142H129V143H131L132 145H130L129 143L128 144H125V143H127L128 142V139H127V137H126V139H127V142H122V140L121 139H119V137H121V135H125V134H123L125 131H127V132H129V131H131ZM147 130H149V133L147 134ZM173 130V129H172ZM26 132V133H25ZM84 132H86V133H84ZM91 132V133H90ZM100 132H101V135H100ZM132 132V131H131ZM169 132H171V129L169 130ZM22 134V135H20V134ZM31 133V134H30ZM92 133H94L95 134V136H93L92 135ZM110 133H112L111 134V136H113V133L115 134L114 136V138H116L117 140H119V143L120 142H122V143H118L117 144V140H114V138L113 139H111L112 141H117V142H113L112 143V141L110 140V139H107V135L109 136L110 135ZM117 133V134H116ZM141 133H143L142 135H141ZM162 133V134H161ZM209 133H212V134H209ZM89 134V135H88ZM128 134H130V132L128 133ZM141 135L140 137L142 138H144V139H141L140 137V139L138 140V138H135V140H137V141H132L133 140V138H134V136L135 135ZM145 134H147V137H145ZM160 134L162 135V136H160ZM33 135V136H32ZM85 135H87V136H85ZM117 135H119V136H117ZM165 135V136H164ZM29 136V137H28ZM89 136V137H88ZM111 136H109V138H111ZM84 137H85V142H86V145H89V146H86L85 147V149L86 150H84V151H86V152H88V154H91L92 156H95L94 157V159L93 160H95V159H97V160H95V162H92V161H90V162H92L93 164H95V165H93L92 163H90L89 164V166L87 167V168H89V175H90V172H92V176H98L99 178H100V174H98V173H101V175L103 174V177H101V181H102V179H103V181L102 182H104V183H102L101 181L99 182H97V181H94L93 180V182H95V184H97V185H94V183L92 182L91 183V185H93L92 187H89L88 189H84L83 187H81L80 186V184H78V182H75L74 181V184H73V182H69L68 181V176L69 175H71V177H74V175H76V173L78 172V173H80V170L79 171H77L76 172V170H78V168L77 169H72V171H75V172H73L72 173V171L71 172H68L67 173V171H68V169L67 168H69V171H70V167L68 166V165H65L64 163V160L66 161V159L69 161V159L71 160V158L73 159V160H71L72 162L74 161L75 163H76V160L78 159V161H80V155L84 152L82 149H80V146L82 147V148H84L83 146H85V143H83V145H81V143L82 142H84L83 140H84ZM138 137V136H137ZM167 137H169V139L167 138ZM31 138H32V140H31ZM125 138V136L123 137V139ZM146 138V139H145ZM153 138V139H152ZM164 138H166V139H164ZM221 138H222V136H221ZM25 139V140H24ZM28 139V140H27ZM168 139V140H167ZM34 140V141H33ZM101 140V141H100ZM146 140V141H145ZM167 140V141H166ZM139 141V142H138ZM162 141V142H161ZM171 141V142H170ZM30 142V143H29ZM32 142V143H31ZM134 142H137V144L136 143H134ZM141 142V144L143 143L144 145H141V144H139ZM148 142V143H147ZM34 143V144H33ZM36 143V144H35ZM103 143H108V146H109V144H111L110 145V149L106 146H104V148L105 149H109V150H112V155L109 153L110 151H108V153H109V155H107L108 153L106 152V151H104V153L107 155H105L102 151L103 150H105V149H102V147L103 146H101L100 147V149H99V147L98 146H100V145H102ZM147 143V144H146ZM157 145H156V144ZM94 145V147H93V145ZM100 144V145H99ZM105 144H103V145H105ZM122 144H125V147H127V145L128 146H130L129 147V149H128V147L125 149V147H124V145H122ZM136 144V145H135ZM146 144V145H145ZM155 144V145H154ZM169 144V145H168ZM92 147H91V146ZM112 145H113V147L114 146H116L117 145V151H115L114 153H113V151L115 150V148L113 149V148H111L112 147ZM123 146V147H121V146ZM133 145H135V147L134 148H137L138 147V149H139V151H137L136 149H135V151H134V148H133ZM139 145H141V146H139ZM158 145H161V146H158ZM162 145H165V146H162ZM167 145V146H166ZM34 146V147H33ZM119 146V147H118ZM156 146L162 151H160L159 149H156ZM91 147V148H90ZM96 147V148H95ZM97 147H98V149L99 150H101L100 152L98 151V149H97ZM121 147V148H120ZM145 147H148V149L149 150H151V152L152 151H155V152H148L147 153V151H148V149H145V151L144 150H142V149H144ZM166 148V149H168V151L170 150V152H169V156H167V158L169 157V158H174L175 159V157H176V159H175V161H177V159H178V161H179V159H181L182 161H180V162H178V164H176V165H174L176 162H174V160H173V162H174V164H172V162H171V164L173 165V167L174 166H176L174 169V171H173V168H169V169H166V168H168L169 166H171V164H170V161L169 160H171V159H167V161L169 162V163H167V162H165L164 161V164H165V167L163 168V166H164V164H161V163H163V162H161L160 163V161L161 160H164V159H166V155H168L167 153H166V151H165V149L164 148ZM172 148V149H169V148ZM88 148H90L89 150H91V151H87V149ZM150 148H152V149H150ZM35 149V150H34ZM79 149V150H78ZM93 149H94V153H92L93 152ZM123 149H125V150H123ZM131 149V150H130ZM82 150V151H81ZM95 150H96V152H95ZM147 150V151H146ZM75 151L79 154V151H80V154L78 155L77 153H75ZM129 151H130V153H129ZM137 151V152H136ZM145 152L146 154H141L142 152ZM158 151V152H157ZM164 151V152H163ZM82 152V153H81ZM97 152L99 153V155H104L105 156V158H103V157H100V159L97 157ZM132 152H135V153H132ZM143 152V153H144ZM157 152V153H156ZM175 152V153H174ZM100 153H102V154H100ZM152 154V155H150V154ZM162 153V154H161ZM163 153H164V156H162L163 155ZM147 154H149V155H147ZM172 155V157H170L171 155ZM178 154V153H177ZM176 154V155H177ZM98 155V156H99ZM114 155H116L115 157H114ZM137 155H140V156H138L137 157ZM154 155V156H153ZM179 155V154H178ZM78 156V158H76ZM91 156V157H92ZM111 156V157H110ZM151 157V158H149V157ZM70 157V158H69ZM112 157H114V158H117V159H113ZM139 157H141V158H139ZM145 157H148L147 159H145ZM165 157V158H164ZM101 158H102V161H100L101 160ZM144 158V159H143ZM156 158V159H155ZM159 158V159H158ZM195 157H193V159H194ZM75 159V160H74ZM104 159V160H103ZM155 161V163H156V165H155V167L156 166H159L157 169H155V168H151L150 166L148 167V165H151V164H153L154 162H153V160ZM161 159V160H160ZM100 162H99V161ZM140 160H147L146 162H149L148 163V165H147V167H146V164H144V166L146 167V169L144 168H142L143 166V164H141L142 162L143 163H146V162H144V161H142L141 163H139V161ZM152 160V161H151ZM3 161V162H2ZM68 161H66V162H68ZM77 161V162H78ZM97 161H98V163H97ZM105 163H104V162ZM201 161V160H200ZM64 162V163H63ZM159 163V165H158V163ZM154 163V164H155ZM185 163V162H184ZM186 163H189V161L188 162H186ZM63 164V165H62ZM101 164V165H100ZM132 164V165H131ZM141 164V165H140ZM154 164L153 165H151V166H154ZM65 165V166H64ZM87 165V164H86ZM97 165H99V166H97ZM138 167H137V166ZM184 165V164H183ZM10 166V167H9ZM102 166V167H101ZM140 166H142V167H140ZM161 166V167H160ZM178 166V167H179ZM187 166V165H186ZM10 169H9V168ZM65 167V168H64ZM67 167V168H66ZM101 167V168H100ZM140 167V168H139ZM172 167V166H171ZM198 167V166H197ZM205 167V169H203ZM95 169L96 168V171H97V174H95L96 172H94V170H90V169ZM100 168V169H99ZM137 168V169H136ZM142 168V169H141ZM180 169L179 170H182V168L183 169H185L186 167H184V166H182V167H179ZM187 168H189V167H187ZM187 168H186V170H183V171H187ZM111 170V172H110V170ZM65 170V171H64ZM86 170H88V169H86ZM86 170H85V172H86ZM210 170H213L212 172H210ZM3 171V172H2ZM12 171V172H11ZM100 171V172H99ZM170 173H169V172ZM236 171H237V173H238V171H239V173L238 174H241V169L239 168V169H236ZM3 174H2V173ZM66 172V173H65ZM84 172V173H85ZM104 172V173H103ZM210 172V173H209ZM221 172H223V171H221ZM88 173H85V175L87 176V174ZM195 173V174H194ZM225 173V172H224ZM67 174H69L68 176H67ZM95 174V175H94ZM114 174H117L118 175V177L117 178H115V179H117L116 181L117 182H115V179L113 178L114 177ZM176 174V175H177ZM181 174H183V175H181ZM3 175V176H2ZM78 175V174H77ZM77 175H76V177H77ZM113 175V176H112ZM181 175V176H180ZM195 175V176H194ZM201 175V176H200ZM81 176V175H80ZM182 176H184L185 178H182ZM212 176V177H213ZM6 177V178H5ZM65 177V178H64ZM91 177V176H90ZM119 177H121V178H119ZM174 177V178H173ZM191 177V178H190ZM63 178V179H62ZM66 178H67V180H66ZM69 178H70V176H69ZM114 179V183H118V182H120V184L118 183L117 185L116 184H114V183H112L113 182V179ZM179 178H182L183 179V181H184V179H185V181L183 182V181H179L180 179ZM192 178L196 181H194V180H192ZM65 179V180H64ZM179 181V183H178V181ZM189 179V180H188ZM6 180V181H5ZM13 180V181H12ZM105 180V181H104ZM8 181V182H7ZM65 181H67V182H65ZM194 181V182H193ZM13 182V183H12ZM70 184H69V183ZM97 182V183H96ZM197 182L198 183H200V184H197ZM14 183H16V184H14ZM107 183V184H106ZM108 183H110V184H108ZM6 184V185H5ZM12 184H13V186H12ZM31 184H33V185H31ZM36 184V185H35ZM99 184V185H98ZM102 184H103V187H102ZM180 184V185H179ZM104 185H106V187H104ZM108 185V186H107ZM118 185H119V187H118ZM201 185V186H200ZM5 188V189H4ZM210 188V189H209ZM20 190V191H19ZM80 190V191H79ZM89 191V192H88ZM90 191L93 193H90ZM34 192V193H33ZM88 192V193H87ZM105 192H107L106 194H105ZM122 192V193H121ZM19 194H21V195H19ZM104 196H103V195ZM17 195V196H16ZM19 195V196H18ZM41 195H42V197H41ZM103 197H102V196ZM99 197V198H98ZM101 197V198H100ZM108 199H107V198ZM213 199H212V198ZM22 198V199H21ZM179 198V199H178ZM216 198V199H215ZM16 199V200H15ZM182 199V200H181ZM216 201H215V200ZM103 200V201H102ZM107 200V201H106ZM180 200V201H179ZM109 201V202H108ZM226 201V200H225ZM110 202H111V204H110ZM217 202V203H216ZM35 203V204H34ZM90 203V204H89ZM228 203V202H227ZM27 204V205H26ZM88 204L89 205H92L94 208H95V210H97V211H99L101 214L100 215H95L94 217L92 216V218H93V220H92V218L90 219V218H87V211H88ZM5 207H4V206ZM21 205V206H20ZM38 206H40V207H38ZM214 206V207H213ZM221 206H222V204H221ZM224 206V205H223ZM236 207V205L234 206L231 202H229L228 203V206H227V209H228V211H229V216H230V219L228 220V219H226L224 222V224H223V229H224V232L225 233H228V231L229 232H234L235 231V224H237L238 223V219L239 218H241L242 219V217H250V216H247L246 214H244V213H242V212H239L240 210H238L237 208H235ZM6 208H7V210H6ZM24 210H23V209ZM70 208H73V209H76V210H78L82 215H83V217H81V218H79L78 220L72 215V214H70ZM22 209V210H21ZM216 211H215V210ZM9 210V211H8ZM28 210V211H27ZM42 210V211H41ZM46 210H48V211H46ZM25 211H26V214H25ZM43 211H45V212H43ZM6 212V213H5ZM19 214H18V213ZM24 212V213H23ZM42 212V213H41ZM7 213H10V216L11 217H13L14 218V220H15V218H16V221L15 222H17V217L16 216H14V215H17L18 216V218L19 219H21V220H18V222L17 223H15V222H12V220H11V218L9 219V221H7V219H8V217L6 218L5 216L6 215H8ZM13 213V214H12ZM6 214V215H5ZM41 214V215H40ZM44 214H46V215H44ZM85 214H86V216H85ZM132 214V215H131ZM27 215V216H26ZM178 215V216H177ZM24 216V217H23ZM43 216H45V217H43ZM47 216V217H46ZM50 216V217H49ZM4 217H5V219H4ZM27 217H29V219H27ZM32 217V218H31ZM47 218V219H46ZM49 218V219H48ZM53 218V219H52ZM159 218H160V220H159ZM44 219V220H43ZM76 219V220H75ZM83 219V220H82ZM250 219L252 220L253 219V216H251L250 217ZM13 220V221H14ZM163 220V221H162ZM21 221V222H20ZM49 221V222H48ZM89 221V222H88ZM93 221V222H92ZM227 221H229V222H227ZM136 223V224H135ZM146 223V224H145ZM158 223H160L161 224V226H162V229L161 230H158V229H156L157 228V224ZM27 224V225H26ZM40 224V225H39ZM57 224V225H56ZM59 224H62L66 229H70L72 232V237H71V239L69 240L70 241V246L68 245V246H66L65 248H64V246L62 245L61 246V244H63V242H62V236H61V231H60V227H59ZM39 225V226H38ZM164 225L166 226L165 228H164ZM28 226H30V227H28ZM251 225H249V227H250ZM26 229V230H25ZM165 229V230H164ZM46 230V231H45ZM169 231V232H168ZM171 231V232H170ZM23 234H22V233ZM24 232H27V233H24ZM141 232V233H140ZM240 232V231H239ZM242 232V231H241ZM242 233H244V236H245V238H248V229H244V231L242 232ZM26 234H29L30 236L28 237V236H25ZM37 234V235H36ZM45 237L44 239H43V237ZM99 236H101L102 237V239L100 240V237ZM28 237V238H27ZM61 237V238H60ZM99 239H98V238ZM148 237V238H147ZM98 240H100V241H98ZM60 241V242H59ZM89 241H91V242H94V243H96L95 244V246H97V247H95L96 249H93L94 247H91L90 246V242ZM28 243V244H27ZM89 244V245H88ZM59 245H60V248H59ZM114 245V246H113ZM239 246V248H241V249H239L241 252H243V247H242V244L239 242V244H238ZM185 246H187V244H185ZM49 247H51L50 245H49ZM68 247V248H67ZM70 247V248H69ZM91 248V249H90ZM60 249H63V250H60ZM54 252V251H52V253H50L51 255H50V258L52 257L53 258V260L55 259V257H56V255H55V253H58V252ZM222 254H224V255H227V252H226V250L225 249H222ZM54 255V256H53ZM76 255V254H75ZM242 256V255H241ZM241 256H239L238 257V261H242V257ZM40 257H42V258H44V259H48L47 258V256H46V254H40ZM51 258V259H52ZM92 258V259H91ZM94 260V261H93Z\"/></svg>", "mask_w": 264, "mask_h": 264}, {"label": "bare ground", "instance_id": "obj_2", "mask_svg": "<svg viewBox=\"0 0 264 264\" xmlns=\"http://www.w3.org/2000/svg\"><path fill=\"white\" fill-rule=\"evenodd\" d=\"M6 2L8 1V0H5ZM4 0L2 1V3H0V6L1 5H4L6 2H5ZM11 1V3H13V2H15L16 0H9V2ZM25 1V0H24ZM27 1V0H26ZM30 1V0H29ZM35 1H40V0H31V2L33 3V2H35ZM53 1H55V0H49V2H51L52 4H53ZM64 1H66V0H64ZM63 1V4H64V6H65V2ZM80 1H82V0H74V2L76 3V2H78L79 3V5L81 6L82 4H84V2H82V3H80ZM83 1H86V4H87V0H83ZM90 0H88V2H89ZM94 1V0H93ZM92 1V2H93ZM108 1V0H107ZM114 1V0H113ZM128 1V0H127ZM126 0H125V2H127ZM129 1H131V0H129ZM128 1V2H129ZM135 1L136 0H134V4H137L138 3V7H139V1H136V3H135ZM142 1V3L144 4V6H145V8L147 9V4H149V3H151L152 2V0H149V1H151V2H149L148 0L147 1H143V0H141ZM168 1V3H173V4H177V6H183L184 4H188V5H190V3H192L191 1H193V0H188L189 2L187 3L186 1L187 0H167ZM195 1V0H194ZM194 1H193V5H197L198 6V4H197V1L198 0H196L195 1V3H194ZM200 2L202 1L204 4H207V6L206 7H204L205 9L207 8V7H209V10H210V8L212 7L213 9H215V8H217V6L218 5H221L220 7H226V11H222L223 9L221 8V9H217V11H218V14H222V13H224V12H228L227 14H223V16L225 15V17L226 16H229L230 15V19H228V21H226L227 19H225V18H223L222 19V17H219V18H221L220 20H222V21H220V24L221 23H223V24H221L222 26H220V24L217 22L218 20H219V18L217 17V19H216V21H215V19H214V21L215 22H217L218 24H219V26L218 27H221V28H217V26L216 27H214V28H210L209 29V32L210 33H207L206 35L204 34L203 35V27L204 26H208L209 24H210V22L212 21V17H216V10H215V12H214V10L213 9H211V11H208V9H206L208 12L206 13V11H204V12H202L201 10H199V11H197V9L195 10V7H194V10H192V8H191V12H192V14H193V16L194 15H198V14H195L196 12L195 11H197L198 13L200 12H202L203 14H204V16H203V14H200V15H202L204 18H205V20L203 19V25H201V26H199L200 28H202V29H200L199 27H198V30L200 31L199 33V35H203V38H202V42H201V39L199 40V49H200V46H201V43H203V40H204V38L205 37H207V35L209 36V34H212V35H210V37L212 36V38H214V39H212V38H210V37H208V39H209V41H207V43L208 44H210V40H211V43H213V45L215 44H219L220 45V47L221 46H223V44L225 43V45L223 46L224 48H222V49H224L223 50V52H221V51H219V50H222L221 48L219 49L217 46H215V48H212V46H211V48L208 46V44L206 45V44H204V47H205V45H206V47H209V50H208V48H207V50L206 51H210L211 52V50L213 51V49H214V52H215V50H216V47L219 49H217L216 51H218V52H215V53H217V54H219V52H221L220 53V56H218V57H220V58H224V60H223V62H224V64L221 62L220 63V61H221V59L219 60V63H220V65H219V63H217V64H214V63H216L217 62V58L216 59H214V57H212V56H210V58H209V55H214V54H208L206 51V55H207V57L205 56V54H204V56L206 57H204V56H202V54L204 53V50L203 51H199V53H201V52H203L200 56H202V57H200V56H196V51H195V48H194V52H192L191 50H193L192 48H191V50L189 49V47L187 48V46L189 45V43H194V41L195 40H192L191 38H193V39H199V37H197V38H195L196 36H198V34L197 33H194V31H196V30H194L193 31V33H190V30L188 31V30H184V33L185 32H189L190 34L188 35V34H186L185 36L181 33V32H176V30H174L173 31V27H171L170 28V30H169V26L167 25V27L166 26H163L161 23L162 22H164V24H165V22H169V21H167V20H165L164 21V18H159L158 17V15L161 13V14H163L164 15V12L166 13L167 12V15H171V12L173 13L171 16H173V18L172 19H176L178 16H181V19H183V18H185V17H182L183 15H181V13H179L177 10H176V8L174 7V6H172L171 5V8H174V9H171L172 11H170V14H168L169 12L168 11H166V9L167 10H169L168 8L170 7L169 5H167V7L168 8H165V6H166V4H165V6H164V1L163 2H161V0H158V1H155L154 0V4L156 3V2H159L158 4L159 5H161L162 3V5H161V7H164L163 9L162 8H160V6L158 7V4L156 3V5H154L153 3V5L151 6V5H149L148 6V9H152V8H149V7H155V6H157V7H155L156 8V10H160V12H158V15H157V17H154V15H152L151 13L153 12V11H151V12H148V18H149V16L150 15H152L153 16V18L155 19V18H159L158 20H163L162 22H158V21H156L157 19H155V21H154V19H153V21L155 22V24L156 23H159V25L160 26H157V28L158 27H160L161 29H163V31L165 32V31H167L166 33H167V36L169 35L170 36V33L168 34V32L170 31L171 32V39H168V41L169 40H172L173 39V37L175 38V35L177 36V37H179V36H183L185 39L187 38V39H189L188 41H189V43H188V45H187V40L185 41V39H182V38H180V40H179V42L181 41V39L183 40V42H182V44H181V42L179 43V44H181L180 45V47L182 48L183 46H184V48H185V50L182 48V50H181V48H178V47H176V48H178V50L180 49V52L178 51V53L176 52V54H174V56H173V54L172 53H175V51L176 50H174L173 48H175L174 47V45L172 44V43H169V44H171V45H173V47H170L169 46V44L167 43V45L166 46H168V47H170V50L168 49V48H166V46L165 45H162V43L163 42H165L164 44H166V39L164 40V35L161 37V36H157L158 34H157V31H159L160 32V30H157L156 31V36H157V38H162V40H161V43L160 42H157V43H160V47H161V50L163 49V48H166L167 49V52L168 51H172V53H171V55L170 56H172L169 60H167V59H165L166 60V62H163L162 60H164V59H162V58H167V57H164V55H166V53L165 54H163L162 55V53H164V52H166V51H164L165 49H163L162 51V53H161V50L159 51V50H157V48H158V44L155 42V41H157V39H155V37L156 36H154V34L152 35V33H150V30H149V38L151 37L150 35H152V40L151 39H149V42H147L148 41V37H147V40H145V39H141L142 41L144 40V42H145V44L142 42V43H137V44H132V48H134L133 46H135V47H137L138 46V44L139 45H146L147 47L148 46H151V49L154 51L155 49V53H156V51H159V53L157 54V55H159L160 53H161V56H162V58H161V56L159 57V56H156L154 53V55L155 56H151V58L153 57V62H154V57H156V60L158 59V57H159V59L161 58V61L158 59L157 60V62H154V63H152V61L151 60H149L148 59V61H147V59H144V58H147L149 55H153L152 53H151V49L149 50L150 52H148L146 55H145V57H139L138 56V54H135V52H134V54L135 55H133V52H132V48L130 47L129 48V45H128V47L126 48V47H124V48H126V49H128L127 50V54L128 55H130L131 57L130 58H132L131 59V62H133L135 65H137V62L139 61L140 62V64H142V62L145 60V64L143 63V65L141 66L139 63H138V66H140V67H142L141 69L144 71H142L144 74H145V72H146V75H148V72L150 73H152L153 75H155L156 74V76H154V79H155V81L157 80V83L159 82L158 80H161L162 78H164L163 77V75L164 76H169L170 75V72L172 71V74L171 75H175L176 74V77H177V79H175L174 78V80H176V83H178V87L177 88H179V84H180V88H182V90H184L183 89V85H181V82L184 84V83H190V81H191V79H192V82H194L195 84V86H197L195 89H197L198 88V90H199V87H200V85H198V84H201V82L203 83L204 81H201L200 79L202 78H205V76H206V79H207V77H209V79L210 80H212L211 81V83L209 82L210 80H208V83L209 84H211V85H209L208 87H206L205 86V84L202 86V88H205L204 89V91H205V93H199V94H202V95H200V96H203V97H195V94L197 93L196 91H198V90H194V88L193 87H191L190 85H192L191 83L188 85L189 86V88L191 87V89L190 90H194L196 93L194 94H191V96H189V95H186V97H193V99L192 100H190L189 102H191V101H195V102H197V103H199V104H202V102L205 100H207V102L206 103H209L208 105L207 104H205V106L207 105V107L205 108V107H203L204 106V103H203V105H202V108H201V105H198L197 103H193L194 105H193V107L191 106V105H189V106H191V108H193L194 109V111H195V109H196V111L198 110V111H200V112H198V114L197 115H195L193 112H192V114H194V115H181L180 114V111H181V109L179 108L180 106L179 105H176L179 109H177V111H175V109L173 108V111H175L174 113H176L177 112V115L176 114H172V109L170 110H168L174 117L176 116H179V114L182 116V118H184L185 120V122H186V124L185 125H183V123L182 124H180V125H176V124H178L179 122L178 121H176L177 119H175L174 117L172 118L171 117V119H173V120H175V121H171V119H169L171 122H173V126L172 125H170L169 123V121L167 122V124L166 123H164V127L165 128H168L167 130H166V135L167 134H169V136H170V138H172L173 139V143H174V145H173V150L176 152H174L175 153V156H177V158H181L182 159V156L183 157H187L186 159H188V161H189V163H186V162H188V161H184L180 166H179V164H178V162H180V161H182V160H186L185 158L184 159H179V161H178V159H177V161H175V159H176V157H175V159L172 157V155L170 156V157H172V158H169V159H171V160H169L168 158H167V156H169V152H170V150L168 151V149H166V148H164L165 149V151H166V153L168 154V155H166V159H164V160H161L160 161V163L161 162H163V163H161V164H164V161L165 162H167V163H169L168 161H167V159L170 161V164H171V162H172V164H174V162H176L174 165H176V164H178V166L179 167H182V166H184V167H189V168H187V171H183V170H186V168L185 169H183L182 168V170H179L180 168L177 166H174L173 167V165L171 164V166H169L168 168H166V169H171V168H173V171L175 170V172H176V174L177 173H179L180 174V172L181 173H183V172H187V173H185L186 175H184L185 177L187 176V175H189V172L191 171V170H193L192 168H191V170H190V166L191 167H193V165H190V166H188L190 163L192 164H194V163H196V162H200V163H197V165H194V167H195V169H196V171L198 172L197 173V175L199 174V171L202 169V167L203 166H205L206 165V163L205 162H207V165H208V163H209V166L210 165H213V166H215V168H216V170H215V172L217 171V167H219L220 168V173H221V176H219V177H217V176H202V177H196L197 178V180L196 181H198V182H200V183H202V186L201 187H205L206 185H208V186H206L205 188H206V190H208L207 188L208 187H210V185H212V186H214L212 189H210L209 190V192H211V190H214V191H212V192H214L215 193V196L216 197H218L219 199H217V200H220L221 199V201H220V203L222 204V206H221V204L220 205H218V209H219V211H220V214H221V216L219 217V221L217 222V224H216V226H215V228H216V230L221 234V236H220V238H221V240L219 241V242H216V241H212V239H211V237L210 236H208L207 237V235L205 236V238H203V236L204 235H202V231L204 230H202V228L203 227H205V228H207V226H205V220H203V219H201L200 217H198L197 216V208H194V213H195V215H196V219L195 220H193V223H192V229H193V231L192 232H189V233H186V234H184V235H182V236H180V239H181V244H182V246H183V250L182 251H180L178 248H177V246H175V245H170V255L169 256H164L163 255V253L161 252V249H160V247H158V245L157 244H152L150 241H148L144 236H142L141 234H139V228H138V226L136 227L135 225H133L134 224V219L132 218V217H128L129 215H128V213H126L127 211L126 210H124V208H123V206H122V201L120 202V199H119V195H118V189H117V187L115 186V188H112L111 189V187H113V186H111V187H107V188H110V189H108V191H109V195L110 196H108V195H106L107 197H111V200H112V202H113V204H111V202H110V204L111 205H109L108 204V206H111V208L109 209L110 210V213H111V215H112V218H113V224H112V226H110L111 227V232H112V240H113V243L114 244H116V245H119V243H120V241H122L121 240V238L118 236L119 235V232H121V231H126L129 235H130V237L134 240V241H136V242H138V247H133L131 244H127V246H126V250H127V252H128V255H127V257H128V264H264V0H199ZM204 1H206V2H204ZM4 2V3H3ZM6 3L7 5H9V4H11V3ZM41 2V1H40ZM57 2V3H56ZM56 4L54 3L53 5H57L58 4V2H59V0H56ZM61 2V1H60ZM66 2H68V1H66ZM72 2H73V0H72ZM91 2V1H90ZM103 3V1L102 0H100V5ZM105 2V1H104ZM116 3H118L117 1H115ZM127 2V3H128ZM133 2V1H132ZM146 2H148V3H146ZM116 3H114L115 5H117ZM130 3V2H129ZM142 3H140V6L142 5L143 6V4ZM202 3V4H203ZM4 5V7H0V11H2V10H4V9H6V6L7 5ZM30 4V3H29ZM62 4V3H61ZM60 4V5H61ZM62 4V5H63ZM70 4V3H69ZM77 4V3H76ZM89 5H91L90 3H88ZM87 4V5H88ZM107 4H108V2H107ZM110 4V3H109ZM114 4H112V5H114ZM200 4V3H199ZM210 4V5H209ZM31 5V4H30ZM35 5V4H34ZM61 5V6H62ZM78 5V4H77ZM99 5V6H100ZM105 5H106V3H105ZM112 5H110V6H112ZM114 5V6H115ZM187 5V6H188ZM213 5H216V7L214 8L213 7ZM223 5V6H222ZM66 6H67V4H66ZM68 6H70V5H68ZM98 6V8H100ZM102 6H104V5H101V8H102ZM107 6V5H106ZM144 6H143V8H144ZM187 6H185V8L187 7ZM196 6V7H197ZM201 6V5H200ZM203 6V5H202ZM201 6V7H202ZM211 6V7H210ZM23 7H25V6H23ZM41 7V9L44 11H42L41 9H40V11H39V8ZM40 7H35V9L36 8H38V9H36V10H38L39 12H37L36 10L35 11H33L31 8V11H32V13H33V15L35 16V15H37L38 17H39V19L42 17V18H44L45 17V15L48 13L49 15H50V11H51V13H53V12H55V9L53 10V12H52V9H50L49 7H46V5H44V7L42 8V6H40ZM46 7V8H45ZM57 7V6H56ZM72 7V5L70 6V7H68V9L70 8V9H72L71 8ZM181 7H179V8H181ZM199 7V6H198ZM197 7V8H198ZM3 8V9H2ZM14 8H16V9H14ZM25 8H29V7H25ZM62 8H64L63 6H62ZM65 8H67V7H65ZM77 8V7H76ZM97 8V9H98ZM140 8H142V7H140ZM144 8V9H145ZM160 8V9H159ZM200 8V7H199ZM9 9H11L9 6H7V11L9 10ZM15 11H14V10ZM13 12L14 13H10V11H9V13L11 14V16H9L10 14L9 13H7V16H9L10 18H9V20L10 19H13V21H14V24H15V22H17L18 21V23H16V26H20V28L19 29H21L22 27L24 28V26H23V22H24V24H25V22L26 23H28V21H29V19H26L25 20V18L26 17H24L23 15H25V12H19V13H16L17 11V9L18 10H21V6H20V8L19 7H16V6H14L13 7ZM47 9H48V11H47ZM67 9V13H68V11H75V9L74 10H68ZM83 9V8H82ZM85 9H87V8H85ZM116 9H118V8H116ZM116 9H115V11H116ZM143 9V10H144ZM165 9V10H164ZM57 10V9H56ZM58 10H62L61 8L60 9H58ZM57 10V11H58ZM66 10V9H65ZM64 9L62 10V12L63 11H65ZM77 10H78V8H77ZM81 10V9H80ZM90 10V9H89ZM99 10V9H98ZM106 10L107 9H105V12H106ZM109 10H111V9H109ZM108 10V11H109ZM113 10V9H112ZM112 10L111 11H109V12H111V14H113V12H112ZM142 9H141V14L144 12L145 13V11H147V10H144L143 11ZM155 9H154V11H156ZM162 10V11H161ZM189 10H190V8H189ZM212 10H213V12H212ZM221 10V11H220ZM7 11H5V12H7ZM107 11V12H108ZM143 11V12H142ZM149 11V10H148ZM173 11H177V12H175V14L176 13H178V14H176V15H178V16H174L175 14H174V12ZM36 12V13H35ZM43 12V14L44 15H42L41 13ZM66 12V11H65ZM71 12H69L68 13V16H69V14L71 13ZM76 12H79V14H80V16H81V14H82V12L81 11H76ZM76 12H74V14H77ZM85 12V11H84ZM90 12L92 13V11L90 10ZM97 13H99V11H96ZM96 12H93L92 14L94 15L93 16V21L92 20H89V18H90V14H88L87 16L89 17H86L84 14H82V15H84V17H79V18H81V19H79V21L81 20H84L83 22H84V24L86 23L87 25H88V27H87V25H85V29H86V27L87 28H89L90 30H91V28H92V26H93V24L95 23V22H98V25L97 26H95V24H94V26H95V28L97 27V29L95 30L94 29V31H96L97 33L100 31V30H104L105 28H102L101 26H104V27H106L105 26V23L106 24H109V22H111L112 21V24H109L110 26L111 25H116V23H114L113 24V22L115 21V19H117L116 17L114 18V16L113 15H111L112 16V20H110V21H106V19H109L110 18V15H109V18H104V15H105V17H107L106 15L107 14H110V13H105V12H101V13H99L100 15H102V13L104 14V15H102V17H101V19H103L102 21H104V19H105V23L103 24L102 23V21L100 22V24H99V19L97 20V21H94V20H96L95 19V16H97L98 14L96 13ZM118 12V11H117ZM116 12V14H117V16H118V22L121 24V26L119 27V31H120V33H119V31H118V24L115 26V28H117V31H118V35H121L122 33H125L124 31L125 30H128V32L129 33H125V35L127 36L126 38L128 39V35H129V40L130 39H132L133 38V36H137V33H136V30L134 29V28H131V27H133V26H136V25H133L132 23L129 25V24H126L127 26H129L128 28H130V29H134L135 30V32H133L132 30H129V29H126V27H125V30L123 31V29H121L122 27H124V22H126L127 21V19L125 18V17H119V16H121L120 14H119V12L117 13ZM163 12V13H162ZM186 11L184 10L183 11V13H185ZM187 12H188V14H190L191 12L190 11H188V9H187ZM1 13V12H0ZM23 15H22V14ZM27 14L29 13L30 15H32L31 14V12H30V10H29V12L27 11L26 12ZM41 15H40V14ZM87 13H88V10H87ZM95 13V14H94ZM143 13V14H144ZM150 13V14H149ZM2 14V13H1ZM57 13H55L53 16L54 17H52V18H55L54 20L52 19V21L54 22L55 20H56V23H53L52 25L54 26H52L51 25V22H50V24L48 23V26H50V27H47V25H46V27H45V29H50V30H47V32L49 31V32H52V33H47L46 32V30H45V34L47 33V36H46V39L48 38V36L50 37V35H55V34H57L58 36H61V38L59 37V38H57V35H56V37H54V39L55 38H57V40L59 41V42H62L60 45H64L65 43H67V42H69L70 41V39H69V37H68V35H63V34H65L64 33V31H67V30H62V29H67V27H68V25H63L62 27H60L61 25H60V21H65V19H60L59 18V15H56ZM63 14H64V12H63ZM62 14V15H63ZM97 14V15H96ZM114 14H115V12H114ZM119 14V15H118ZM141 14H139V15H141ZM153 14H154V12H153ZM180 14V15H179ZM186 14V13H185ZM188 14H186V15H188ZM192 14H190V15H192ZM229 14V15H228ZM15 15H18L17 17L15 16ZM20 15H21V17H20ZM32 15V16H33ZM139 15L137 16L138 18H139ZM147 15V14H146ZM166 15V14H165ZM166 15V16H167ZM213 15V16H212ZM12 16H15V18H13ZM24 18H23V17ZM33 16V17H34ZM65 16V15H64ZM66 16H67V14H66ZM71 16H73V14H71ZM75 16V15H74ZM73 16V17H74ZM77 16H78V14H77ZM116 16V15H115ZM142 16V15H141ZM155 16H156V14H155ZM162 15H160V17H161ZM169 16H167L168 17V20H169ZM193 16H192V18H193ZM196 16H195V19H196V21H194V19H193V21L196 23V25H198L200 22H202V18H201V16H200V18H196ZM205 16H207V17H209L208 19H209V21H207L206 22V20H207V17H205ZM211 16V17H210ZM37 17V18H38ZM56 17H58V18H56ZM143 17H145V14H144V16ZM151 17V16H150ZM165 17V16H164ZM22 18V19H21ZM37 18H36V16H35V19L37 20ZM45 18H49V20H50V17H45ZM75 18V17H74ZM83 18V19H82ZM87 18V19H86ZM113 18H114V21H113ZM122 18H124V19H126V21H124V19H122ZM152 18V17H151ZM227 18H229V17H227ZM4 19V20H3ZM3 19H0V22H1V20H3L2 22L3 23H5L6 25H8V22H7V20H8V18H7V20H5V18H3ZM15 19V20H14ZM18 19V20H17ZM20 19L22 20V23H20ZM24 19V20H23ZM35 19L33 18V21H31V23L33 24H35V26L38 28H36L34 25V27L31 25V27H33V28H31L30 26H27L26 25V27L24 28V31L25 32H28V34L30 33V35H32L33 37H35V39L32 37V36H30V37H32V39H34L35 40V42L34 43H37L38 41H40V42H38V44L40 45H37L38 47H39V51H41V48H42V52H52L51 51V47L50 46H48L49 45V41L51 42V40H49V39H47V41H46V39L44 38V37H42L43 39H39L38 41H36L38 38V36L37 35H41L42 33H43V31H42V33H41V29L42 28H44V26H45V24L47 23V21L48 20H46V23H45V19H41L44 23H42L41 22V24H44V26H42L41 25V27H40V21L41 20H37V21H35ZM60 19V20H59ZM70 19V18H69ZM69 19L67 18V20L69 21ZM85 19H86V21L87 20H89V24H91V26L85 21ZM90 19H92V18H90ZM144 19V18H143ZM142 19V20H143ZM175 19H174V23H172L171 21H173V20H171L170 22V25L171 24H176V22H175ZM178 19V18H177ZM176 19V21L177 22H179V21H181L180 20V18L177 20ZM197 19H199V21H197ZM201 19V20H200ZM225 19V22H223V20ZM17 20V21H16ZM58 20V21H57ZM75 20H78L77 18H75ZM120 20H123V21H120ZM145 22L146 23H148L149 21L148 20H151V19H148L147 20V18H145ZM186 19H183V21H185ZM12 20H10V22H11ZM13 21L11 22V26H15V25H13L12 23H13ZM70 21H71V19H70ZM91 21V22H90ZM192 21V19H191V22H193ZM204 21H205V24H204ZM7 22V23H6ZM36 22H38V23H36ZM49 22V21H48ZM58 22H60V23H58ZM94 22V23H93ZM143 22H144V20H143ZM152 22V20L150 21V23ZM189 22V21H188ZM193 22V23H194ZM197 22H199V23H197ZM214 22V23H215ZM2 23V25H5V24H3ZM57 23H58V26H57ZM64 23V22H63ZM93 23V24H92ZM122 23H124V24H122ZM127 23V22H126ZM130 23V22H129ZM184 23H186L187 24V21H185ZM183 23V24H184ZM192 23V24H193ZM211 23H213V21L211 22ZM18 24V25H17ZM28 24H30V23H28ZM37 24H39V25H37ZM55 24V25H54ZM62 24V23H61ZM152 24V23H151ZM154 24V23H153ZM152 24V25H153ZM166 24H169V23H166ZM165 24V25H166ZM177 24H179V23H177ZM181 24V23H180ZM186 24H184V26L186 25ZM189 24V23H188ZM201 24V23H200ZM217 24V25H218ZM5 25V26H6ZM71 25H72V23H71ZM70 25V27H71V30H72V28L74 27V25H72L71 26ZM100 25V26H99ZM107 26V27H109L108 29H109V35H110V37L112 36L111 34L112 33H115L114 35L115 36H117V34H116V30H114V32H113V27H110V26ZM131 25H133V26H131ZM146 25V24H145ZM144 25V26H145ZM149 25V28H152V27H150V26H152V25H150V24H148ZM148 25L146 26V27H148ZM158 25V24H157ZM56 26V27H55ZM131 26V27H130ZM141 26V25H140ZM139 25H138V27L136 28L137 30L139 29V27H140ZM155 26V25H154ZM153 26V31L156 29V27H154ZM162 26V27H161ZM171 26H173V25H171ZM182 27V26H177L176 25V27L177 28H180V27H182V29L184 28H186V26L185 27ZM188 26H191L192 27V25H191V23H190V25H188ZM187 26V28H189ZM39 27L41 28V29H39ZM58 27H59V29H58ZM80 27H81V25H80ZM101 27V28H100ZM106 27V28H107ZM143 27V26H142ZM164 27H166V28H168V30H166ZM175 27V26H174ZM175 27V28H176ZM31 28V29H30ZM52 28H53V30L55 31H52ZM55 28V29H54ZM62 28V29H61ZM69 28V27H68ZM74 28H77V27H74ZM99 28H100V30H99ZM110 28H112V29H110ZM155 28V29H154ZM176 28V29H177ZM186 28V29H187ZM193 28V27H192ZM6 29H8L9 30V28L7 27V28H5V30ZM26 29H28V30H26ZM30 29V30H29ZM35 29V30H34ZM61 29V30H60ZM82 29V28H81ZM93 29V28H92ZM107 29V30H108ZM123 31H121V30ZM143 29V28H142ZM141 28L139 29L140 30V32H141V30H142ZM144 29H146L145 27H144ZM165 29V30H164ZM190 29V28H189ZM194 29V28H193ZM23 30V29H22ZM37 30V31H36ZM59 32H58V31ZM71 30H68L69 32L71 31ZM74 30V29H73ZM80 30V28L78 29V32L76 31V33L78 34V36H77V34L76 35H74L75 37L77 36V38H81V40H83V38L85 37V41H87V42H89L91 45H92V41L93 40H91V39H94L93 37L90 39L89 37H90V35H92V34H86L87 32H82L81 34L79 33V32H81V31H79ZM84 30V29H83ZM89 30V32H91ZM98 30V31H97ZM107 30H104L105 32L107 31ZM112 30V31H111ZM180 30V29H179ZM1 31V30H0ZM63 31V34L61 33ZM104 31L103 32H101V33H104ZM132 31V32H131ZM143 31V30H142ZM178 31V30H177ZM191 31H192V29H191ZM5 32V31H4ZM4 32L2 31V32H0V41H2L3 39H5V41L6 40H9L10 41V39H11V41L9 42V43H11V44H14L15 46L17 45H19V47H21V46H23L22 45V43L24 44V42H22V41H24V39L23 38H21V37H19L18 39H20L21 38V40L19 41L18 39H17V37L16 38H13V37H8L7 38V35H9V34H6V37L4 36L5 34H4ZM58 32V33H57ZM112 32V33H111ZM122 32V33H121ZM144 32V31H143ZM145 32H146V30H145ZM144 32V35H143V37H145L146 38V36H147V33H148V31H147V33H145ZM172 32H174L175 33V35H174V33H172ZM198 32V31H197ZM1 33L3 34V36L1 35ZM39 33H41V34H39ZM54 33V34H53ZM85 33V34H84ZM111 33V34H110ZM136 33V35H134V34ZM155 33V32H154ZM165 33V34H166ZM202 33V34H201ZM60 34V35H59ZM62 34V35H61ZM95 34V33H94ZM92 35V36H95V35ZM108 33H106V34H104V36H108L107 35ZM130 34H131V36H132V38H131V36H130ZM143 34V33H142ZM146 34V35H145ZM160 34H164V33H161L160 32ZM177 34H182V35H177ZM193 34V35H192ZM194 34H196V35H194ZM70 35V34H69ZM102 35V34H101ZM123 35V34H122ZM125 35H123V36H125ZM140 36H141V34H139ZM174 35V36H173ZM189 37H191V38H189ZM3 38H2V37ZM18 36V35H17ZM20 36V35H19ZM44 36V35H43ZM66 36V37H65ZM96 36H98L97 34H96ZM154 36V37H153ZM167 36H165V37H167ZM194 36V37H193ZM52 37V36H51ZM63 37V38H62ZM64 37L66 38V39H64ZM68 37V38H67ZM72 36H70V38H71ZM98 37H100V36H98ZM109 37V38H110ZM118 37H120V36H118ZM177 37L175 38L176 40H178L177 39ZM2 38V39H1ZM7 38V39H6ZM12 38H13V40H12ZM28 38V37H27ZM101 38H104L103 37V35L101 36ZM106 38V37H105ZM109 38H107V39H109ZM114 38V36L112 37V39ZM122 38V39H121ZM121 38H120V40H124V38L121 36ZM125 38V40H127ZM140 37H138V38H136L135 39V37H134V39L135 40H138ZM154 38V39H153ZM169 38V37H168ZM219 39L220 40V42H222V41H224V42H222V45H221V43H219V41L217 42V40L216 39ZM51 39V38H50ZM61 39V40H60ZM62 39H64V40H66V41H64V40H62ZM69 39V40H68ZM71 39H74V37H72ZM86 39H88V40H86ZM90 39V40H89ZM116 39H117V37H116ZM119 39V38H118ZM175 39H173V41H170V42H174V44L176 43V41H175ZM190 39H191V41H190ZM15 40H17V41H15ZM43 40V41H42ZM56 39H55V41H57ZM68 40V41H67ZM95 40H97V39H94V41ZM99 40V39H98ZM97 40V41H98ZM114 40V39H113ZM124 40V41H125ZM133 40V39H132ZM132 40H130V41H132ZM140 40V39H139ZM140 40V41H141ZM206 40V39H205ZM205 40H204V43H205ZM213 40V41H212ZM215 40V41H214ZM222 40V41H221ZM5 41H3V43L5 42ZM44 41H45V43H47L48 42V44H45L44 43ZM64 41V42H63ZM93 42V43H95V46H96V43L97 44H99V41L98 42ZM105 41V40H104ZM117 41H119V40H116V42ZM123 41V42H124ZM153 41V42H155L154 44H157V45H154L153 43H151V42ZM159 41V40H158ZM163 41V42H162ZM185 41V42H184ZM198 41V40H197ZM12 42H14V43H12ZM17 42V43H16ZM26 42V41H25ZM75 42V41H74ZM103 42V40L101 39V43ZM126 42V41H125ZM124 42V43H125ZM129 42V41H128ZM127 42V44H129ZM137 42V41H136ZM214 42H216V43H214ZM0 43H2V42H0ZM7 43V47H9L8 46V41L6 42ZM18 43H21V44H18ZM34 43H32V46L34 47L36 44H34ZM42 43H44V44H42ZM56 43V42H55ZM58 43V42H57ZM99 44V46L98 47H102V44ZM104 43H106L107 44V42L105 41ZM103 43V44H104ZM110 43V42H109ZM124 43H122L121 42V46H122V44H124ZM133 43V42H132ZM184 43L187 45V46H185L184 45ZM197 43V44H198ZM41 44L42 45H47L46 46V48L44 47H41ZM106 44H105V46L103 45V47L102 48H100V49H103L104 47L106 48ZM149 44V45H148ZM21 45V46H20ZM31 45V44H30ZM30 45H27L26 43L24 44V46L23 47H25V49L26 48H29V50L28 49H26V51L28 50L30 53H31V51L33 50L34 51V48L32 49L31 47H30ZM56 45V44H55ZM54 45V43L51 45L52 46V48H54V47H56ZM60 45H58L56 48L59 50L60 48H61V46ZM69 46H70V44H68ZM113 45V44H112ZM111 45V43H110V46H112ZM119 45H120V43H119ZM119 45H118V48H117V50H118V52H119ZM125 46H127L126 45V43L124 44ZM123 45V46H124ZM131 45V44H130ZM141 45V46H142ZM178 45V44H177ZM28 46V47H27ZM60 46V47H59ZM67 46V45H66ZM69 46H67L68 48H70V50L68 49V48H66L65 46H62V47H65V49H68L67 51H70L69 53H71L72 55L71 56H73V53L72 52H76V54L78 53V54H81V55H83V54H85V53H83L84 52V50L83 51H80L79 49H85V48H87V47H85V46H83V45H81L80 46V48L79 49H77V50H75L74 48H71V47H69ZM85 47V48H83V47ZM94 46V47H95ZM108 46H109V44H108ZM114 46V45H113ZM116 44H115V49H116ZM141 47V52L139 51V50H137V48H140V46L139 47H137V48H135V50H137V51H139V52H136V53H142V54H145L144 52H146V50L148 51V49H147V47H146V50H142L143 48L145 49V47ZM162 46H164L163 48H162ZM2 47V46H1ZM11 47H14V46H10V48ZM18 47V48H19ZM49 47H50V49H49ZM82 47V48H81ZM93 47V46H92ZM155 47V48H154ZM193 47V46H192ZM196 47H197V45H196ZM4 48V47H3ZM56 48H54V49H56ZM96 48V47H95ZM105 48H104V50H105ZM107 48H109V47H107ZM106 48V49H107ZM123 48V49H124ZM150 48V47H149ZM154 48V49H153ZM175 48V49H176ZM201 48H203V44H202V46H201ZM30 49H32V50H30ZM46 49V50H45ZM56 49V50H57ZM71 49H72V51H71ZM98 49V48H97ZM131 51H130V50ZM158 49H160V48H158ZM172 49V50H171ZM198 49V48H197ZM211 49V50H210ZM17 50V49H16ZM48 50V51H47ZM53 50V49H52ZM57 50V51H58ZM74 50V51H73ZM78 50H79V52H78ZM109 50H112V47L109 49ZM10 51V50H9ZM36 51H38V48L36 47ZM36 51H34V52H36ZM55 51V50H54ZM53 51V52H54ZM57 51H55V54H57ZM62 51V50H61ZM108 51V50H107ZM114 51V53H115V50H113ZM113 51H111V53L113 52ZM121 51V50H120ZM183 51L185 52V53H183ZM188 51H190V53L188 52ZM198 51V50H197ZM33 52V53H34ZM52 52V53H53ZM59 52V54H63V53H65L66 51L64 50L63 51V53L62 52H60V50L58 51ZM110 52V51H109ZM129 52H130V54H129ZM191 52L192 53H194L193 55H194V57L196 56V57H200L201 59L204 57V59H205V61H204V59H203V61L202 60H200L199 62H203L204 64H203V66L205 65V63H207L208 62V58L209 59H211L210 61H209V63H211V61H213L212 62V64L213 65H215V66H213V67H211V65L212 64H206L205 65V68L206 67H209V66H207V65H210V68L211 69H208L209 71H207V68H206V72L207 73H211L210 75H213L212 74V68L214 69V70H218V68L220 69L219 70V72H220V75H219V72H218V74L216 73H214L215 74V76H213V77H216V79L215 78H212V76H207L206 74H204L202 77H199L202 73H204L205 71H203L201 74H199L202 70V65H200L198 68H200V69H198V68H196V66L197 65H199V64H197V61H195L194 62V60L192 59V61L194 62V63H196V64H193L194 66H192V68L194 69V71H196L197 72V75L199 74V76L197 77V78H200V79H197V78H195V76L196 75H194V78L195 79H197V81H199L200 83H196L195 82V79H194V81H193V76H192V78L191 77H188L189 75V73H190V76L192 75V74H194L195 72H192V74H191V72H189L188 71V69L190 68V66H188L187 67V64L188 65H190V61L189 60H187V59H190V58H192V55H191ZM37 53V52H36ZM110 53V54H111ZM120 53V54H119ZM118 54L120 55V59L118 60V61H120V65H121V61H122V58H121V53H122V51L121 52H119ZM170 53H167L168 55L170 54ZM187 53V54H186ZM212 53V52H211ZM222 53H224V56H222L221 57V55H223ZM50 54V53H49ZM54 53H53V56L55 55ZM88 54V55H87ZM86 55H85V57L83 56V58L84 59H86L88 56H89V53H87ZM97 54H99V53H97ZM116 54V53H115ZM189 54L191 55V57L189 56ZM45 55H47V54H45ZM74 55H75V53H74ZM80 55V56H81ZM96 54L95 53H93V55L91 56H89L88 58H89V60H90V57H91V60H90V63L91 62H93L92 64H90V63H88V65L90 64V66L89 67H87L88 65L86 64V62H83L81 59H80V61H82L81 62V64L82 63H84V64H86L83 68L85 69L86 68V71H85V74L86 75H88V70L89 69H91V71H92V68H90V67H92L93 66V68H96L95 66V64H100L99 62L97 63L96 62V60H97V57L98 58H100V56H95ZM109 55V53L107 54V59H109L110 57L108 56ZM117 55V54H116ZM118 55V56H119ZM168 55H166V56H168ZM50 56V55H49ZM57 56H58V54H57ZM102 56H103V58H104V54H102ZM111 56V60H113L114 61V59H116L115 57H117V56H115L114 58H112V56L113 55H110ZM139 57V58H136V57ZM143 56V55H142ZM169 56V57H170ZM190 58H189V57ZM82 57V56H81ZM92 57H94V58H96V59H94V58H92ZM109 57V58H108ZM122 57H123V55H122ZM212 57V58H211ZM66 58V57H65ZM70 58H72V57H70ZM74 58H76V57H73V60H74ZM87 58V59H88ZM125 57H123V63H122V65L123 64H125V65H123V68L127 65V63H128V60H126V58L124 59ZM135 58L137 59V60H135ZM143 58V61L142 60H138V59H142ZM173 58V59H172ZM94 59V60H93ZM101 59V58H100ZM104 59H106V58H104ZM133 59H134V61H133ZM207 59V60H206ZM213 59V60H212ZM43 60V59H42ZM77 60H78V58H77ZM93 60V61H92ZM103 60V59H102ZM155 60V61H156ZM164 60V61H165ZM74 61H76V60H74ZM79 61V60H78ZM77 61V62H78ZM79 61V62H80ZM85 61V60H84ZM87 61V60H86ZM98 61V60H97ZM100 62H101V60H99ZM104 61V60H103ZM107 61V60H106ZM110 61V59L108 60V62ZM158 61H160V63L158 62ZM169 61V66L170 67H172L171 65H173V67L172 68H168L169 70L170 69H175V68H177V66H181L182 64H183V66H182V68L183 67H186L185 69H187V72L185 73L184 71L185 70H183L180 66L177 68L178 70H176V71H179V73L183 70V72H182V75H183V73H185L184 75H186L187 74V76H184V77H180L181 79L183 78V79H186V78H188V79H186V81L185 82H183V81H181V79L180 78H178V76L179 75H177V74H179V73H176L175 72V70L173 71V70H171V71H169L168 69H166V72H164V74H163V71H165L164 69H161V68H159L158 70L160 71V69L162 70L161 71V73L158 71V70H155L157 67H155V69H153L154 68V65L153 64H158L159 63V66H161V65H163L164 64V66L166 65L167 67H168V62ZM78 62V63H79ZM136 62V63H135ZM148 62V63H147ZM192 62V63H193ZM198 62V63H199ZM201 62V63H202ZM102 63V62H101ZM161 63H163V64H161ZM166 63V64H165ZM81 64H78L79 65V67H80V65ZM104 64V63H103ZM103 64H100V65H103ZM113 65H115L114 63H112ZM111 64V65H112ZM116 64H117V59H116ZM119 64H117V65H119ZM148 64H152L151 66V69H149L150 68V65H149V68H148ZM161 64V65H160ZM185 64V65H184ZM223 66H222V65ZM118 66L119 68L121 67V69H122V65L121 66ZM216 65H219L220 67H218V68H215L216 67ZM44 66V65H43ZM52 66V65H51ZM104 66L105 65H103V68H99V71L100 72H98L97 73V69L95 70L96 71V73H97V75L98 76H95V78H94V81L97 83V80H98V77H99V74L101 73V76H100V78L102 77V76H104L106 73L108 74V69H109V67L107 66V64H106V66L108 67H106V68H104ZM116 66V65H115ZM144 66H146V67H144ZM165 66V67H166ZM99 67H101V66H99ZM112 67H114V66H111V69H112ZM144 67V68H143ZM163 67V66H162ZM175 67V68H174ZM55 68V67H54ZM53 68V69H54ZM88 68V69H87ZM115 68V67H114ZM113 68V69H114ZM118 68V69H119ZM146 68H148V69H146ZM192 68H191V70H192ZM101 69V70H100ZM106 71V73H105V71ZM126 69L127 68H125V71H126ZM138 70H140L139 68H137ZM152 69L153 70H155V71H152ZM196 69H198V70H196ZM150 70V71H149ZM167 70H168V73H167ZM201 70V71H200ZM204 70V69H203ZM216 70V71H217ZM102 71V72H101ZM111 71V70H110ZM131 70H130V68H129V72H130ZM199 71V72H198ZM92 72H94V70L92 71ZM103 72L105 73V74H103ZM159 72V73H158ZM174 72H175V74H174ZM214 72V71H213ZM131 73V75H130V77L134 74V77L132 76V78H135L134 80H136V78H137V80H136V82H137V84H138V87L140 86V84L143 86V87H141L140 86V89H143L144 87H145V84H147L146 85V87L145 88H147V89H145L144 88V90H145V92L147 91V92H153L154 90H155V88L154 89H151V87L149 88V91H148V87L150 86V85H152L153 86V84L152 83H150V85L148 86V82H146L145 83V81L143 80L142 81V83H141V77H139L140 78V80H138L139 78L137 77L138 75H136V73H132V72H130ZM150 73V74H151ZM158 73V74H157ZM78 74V73H77ZM83 74V73H82ZM85 74H83V76L85 75ZM107 74L105 75L107 78H108V80L110 81V79H113V80H111V81H113L112 82V84L113 85H116V83L114 84V82L116 81L114 78H112V75H113V72H112V74H111V72L109 73L111 76H107ZM91 76H92V74H90ZM116 75V74H115ZM118 75V74H117ZM135 75H136V77H135ZM160 76L161 75V77H160V79H157V76ZM181 75V76H182ZM216 75H218L219 77L217 78V76ZM56 76V75H55ZM104 76V77H105ZM124 76V74L122 75V78H118V76H117V78L118 79H122L123 80V82L122 81H120L122 84H120V82L118 81V83L120 84H118V86H119V88L120 89H122L123 90V86L122 85H126V84H124V82L126 81V80H124L123 78L125 77H123ZM149 76V75H148ZM152 75H150L149 77H151ZM52 77H54V75L52 76ZM93 77V76H92ZM115 77V76H114ZM129 77V78H130ZM149 77H147V78H149ZM212 79H211V78ZM51 78V77H50ZM58 77L56 76V80H57V84L59 83L58 81L60 80V79H57ZM79 78V77H78ZM97 78V79H96ZM99 78V79H100ZM152 78V77H151ZM169 78V77H168ZM167 78V79H168ZM190 78V79H189ZM52 80L53 79H55V77L54 78H51ZM71 78H68V80H70ZM77 79V78H76ZM103 79V77L101 78V80ZM106 79V78H105ZM125 79H126V77H125ZM164 79H166V78H164ZM166 79V81L168 82V80ZM180 81H179V80ZM214 79V80H213ZM87 80L88 79H84V82H86L85 83V85L86 84H89L90 82H91V87H93V86H95L94 85V83L95 82H93V81H91L90 79V81H88V83H87ZM108 80H103V82L104 81H106L105 83L106 84H108V86H109V83L110 82H108ZM132 80V79H131ZM133 80V81H134ZM172 80V79H171ZM171 80H170V82H171ZM187 80H189L188 82H187ZM203 80H205V79H203ZM54 81V80H53ZM52 81V82H53ZM128 81V80H127ZM140 81V84L138 83ZM162 81V80H161ZM160 81V82H161ZM178 81V82H177ZM206 82H207V80H205ZM69 81H66V83L67 84H71L70 82L68 83ZM83 81L80 83L82 86H85L84 84H82V83H84ZM99 82H101V84H102V81H100V80H98V83ZM136 82H134L135 84H136ZM160 82H159V84H160ZM172 82L174 83V81L172 80ZM205 82V83H206ZM55 83V84H56ZM62 83V85H63V82H61ZM95 83V84H96ZM127 83V82H126ZM133 82H132V84H134ZM145 83V84H144ZM166 83V82H165ZM165 83L164 82H162V84H164L165 85ZM172 83V84H173ZM207 83V84H208ZM53 85H54V82L52 83ZM56 84V85H57ZM65 84V83H64ZM76 84H78V83H76ZM93 84V85H92ZM111 84V85H112ZM128 84V83H127ZM131 84V83H130ZM131 84V85H132ZM197 84V85H196ZM110 85V87H108L107 85H105V86H107L108 88V90L109 89H111V87L113 86H111ZM129 85V84H128ZM130 85V86H131ZM164 85H163V87H164ZM186 85V86H187ZM68 86L69 85H67L66 87L68 88ZM71 86H74L73 84L71 85ZM70 86V87H71ZM88 86H90V85H88ZM121 86V87H120ZM154 86H156V85H154ZM159 86V85H158ZM186 86L184 87V88H186ZM75 87V86H74ZM77 87V86H76ZM81 87V86H80ZM114 87H115V89H119L118 87H116V86H113V88H112V90L114 89ZM126 87H127V85H126ZM125 87V88H126ZM132 87H134V85L133 86H131V87H128V89H130V91L128 90V92H133V90L134 89H132ZM160 87V86H159ZM161 87H162V85H161ZM73 88V87H72ZM135 88H136V85H135ZM153 88V87H152ZM201 88V87H200ZM208 88V89H207ZM114 89V90H115ZM119 89V90H120ZM131 89H132V91H131ZM157 90L159 89L158 87L156 88ZM187 90H188V87L186 88ZM67 90H69V88L67 89ZM102 90H105L104 92H106L107 94H108V92L106 91V87L104 88V89H102ZM119 90H117L118 92H119ZM125 90V89H124ZM124 90L122 91L123 92V94L125 95V93L126 94H129V93H127L126 92V90H125V93H124ZM151 90H153V91H151ZM160 90V89H159ZM169 89H167V91H168ZM179 90V89H178ZM192 90V91H193ZM203 90V89H202ZM201 90V91H202ZM111 90H109V92H110ZM136 91V92H135ZM163 91V90H162ZM161 91V92H162ZM200 91V90H199ZM198 91V92H199ZM200 91V92H201ZM68 92H71V91H68ZM100 92H101V89H100ZM112 92V91H111ZM122 92H120L121 94H122ZM149 92V93H150ZM157 92H159V93H161L160 91H157ZM156 92V93H157ZM169 92H171V91H168L167 93H169ZM173 92V91H172ZM171 92V93H172ZM175 92V91H174ZM177 92H179V91H176V95H177ZM189 92H191V91H189ZM203 92V91H202ZM115 92H113V93H111V94H113V97H115V94H114ZM134 93H137V95L141 98V99H143V101H146L147 100V95H146V97L142 94V96H140V94H139V89L137 90V89H135L134 90ZM134 93H132V94H134ZM141 93V92H140ZM154 93V92H153ZM158 93V95H160ZM163 94H165V95H167V93H165V89H164V92H162ZM171 93H169L167 96H170V98H168L167 96V98L168 99H164V95L162 96V98H161V96L159 97L158 95V97L160 98V99H163V101L165 100H173L174 101V98L172 99V95H171ZM179 93H181V97L182 98H184L183 96H185L184 94H182V92H179ZM192 93V92H191ZM80 94V93H79ZM81 94H84L85 95V97H84V95H81V97H82V99L84 98V99H86V96L89 94V96H90V93H83V91H81ZM98 94V93H97ZM119 94V93H118ZM123 94L122 95H120L121 97L123 96ZM198 94V93H197ZM196 94V95H197ZM199 94H198V96H199ZM203 94H206V97H204L205 95H203ZM53 95V94H52ZM95 95V94H94ZM108 95H110V94H108ZM118 95V96H119ZM131 95V94H130ZM150 95V94H149ZM162 95V94H161ZM112 96V95H111ZM150 96H152V95H150ZM150 96H148V98L150 97ZM157 96H156V98H153L154 96H152V97H150L148 100H152V98L154 99V100H152V101H154V103L155 102H157ZM178 96V95H177ZM57 97V96H56ZM105 96L103 95V98H104ZM113 97H112V99H111V97H110V99H109V97L108 96H106V99L107 100H113ZM121 97L120 98H118L119 99V102H118V100H116L117 101V103H119V108H120V110H123L124 108H126V107H128V108H130L129 107V105L128 106H126L127 105V101H128V99L129 98H126L125 100H127V101H124V102H127V103H124V108L122 109V106H120V99H121ZM124 97V96H123ZM142 97H144V98H142ZM178 97H180V96H178ZM188 97V98H189ZM67 98H68V95H67ZM102 98V96H101V99H103ZM117 98V95H116V97L114 98V102H116L115 101V99ZM132 98H135V100L137 101L139 98H137V97H135V96H133ZM132 98H130V102L132 103V101H133V99ZM137 98V99H136ZM189 98V99H190ZM199 98H203L204 100L201 102H199ZM55 99V98H54ZM57 99V98H56ZM62 99H64V98H62ZM61 99V100H62ZM145 99V100H144ZM156 99V100H155ZM178 99V102H179V99L180 98H177ZM176 99V100H177ZM185 99V101L187 100L186 98H184ZM81 100V99H80ZM124 100V99H123ZM140 100V99H139ZM30 101V100H29ZM63 101V100H62ZM142 100H140V102H141ZM180 101H183V100H181L180 99ZM204 101V102H205ZM31 102V101H30ZM29 102V103H30ZM34 102V101H33ZM32 102V103H33ZM130 102L128 103V104H130ZM137 102H139V101H137ZM160 102V100L157 102V103H159ZM176 102V101H175ZM175 102H173V105H175L174 103ZM184 102V101H183ZM186 102H188V100L186 101ZM185 102V103H186ZM122 103V102H121ZM149 103V102H148ZM172 103V102H171ZM171 103L169 104V103H167V104H169V105H171ZM184 103V104H185ZM112 104H114L113 103V101H112V103H111V111L117 106L116 105V103H115V105H112ZM126 104V105H125ZM132 104H135V103H132ZM132 104H130L131 105V107L132 106H134V105H132ZM145 104H147V102H145ZM150 105V104H149ZM155 105H156V103H155ZM159 105H161V103H159ZM195 105L197 106L198 105V107L200 106V108L203 110L204 108V110L203 111H201V109L199 110V109H197V108H195ZM25 106V105H24ZM29 106H30V104H29ZM114 106V107H113ZM126 106V107H125ZM139 106V105H138ZM182 106H183V103H182ZM186 106V107H185ZM189 106L188 105H184V107H185V109L188 107V109H189ZM27 107V106H26ZM117 107V108H118ZM162 107H164L165 108V106H162ZM162 107H161V109H159V110H161L160 112H159V110L158 111H156L155 109H154V112L156 111L158 114L160 113L161 115H158L157 113H154V119L152 118V114L150 113H148V116L146 117V116H144V115H142V116H138L137 117V115H133V113L132 114H130V113H128L129 115H133V116H135V117H133L132 116V119H133V121H135L136 119L138 120L139 118H141V119H139L140 120V123H141V125L138 123V125H140V126H144L143 125V123H144V119H146L147 120V118H151V119H153V120H155L156 121V117H155V114H157V116H159V117H157V120H158V118H164L165 116H162V114L163 115H165L162 111H164L165 113H166V111L167 110H164V108H163V110H162ZM170 107H173L172 105L170 106ZM184 107H183V110H185L184 109ZM117 108H115V109H117ZM118 108V109H119ZM127 108V109H128ZM134 108H135V106H134ZM150 108H152V107H150ZM190 108V109H191ZM34 109V108H33ZM117 109V112H120L119 110ZM132 109V108H131ZM136 109H137V104H136ZM166 109V108H165ZM189 109V112L191 113V110ZM128 110H130V109H128ZM137 110H139V111H141L140 110V107H139V109H137ZM187 110V109H186ZM146 111V110H145ZM152 110H150V112H151ZM168 111H167V115L169 116V118H170V113H168ZM172 111V112H171ZM179 111V112H178ZM195 111V112H196ZM29 112V111H28ZM114 112V111H113ZM113 112H111L110 113V115L112 114H115V112L113 113ZM188 112V110L187 111H185V113H187ZM140 113V112H139ZM117 114V113H116ZM141 114H143L142 112H141ZM122 115V114H121ZM121 115H120V117H121ZM129 115H126V114H124V116L125 117H127V116H129ZM149 115H150V117H149ZM180 116V117H181ZM185 116H188V118L186 119L185 118ZM210 116H211V119L213 118L214 120L212 121V127H211V129H208L209 131H211V132H214V134H212V133H209V134H212V135H208L204 130V128H206V125H208V127H209V123H207L206 122V118L207 117H209L210 118ZM119 116L117 117V118H120ZM125 117H123L122 116V118L123 119H126ZM145 117V118H144ZM122 118H120V119H122ZM177 118H179V117H177ZM180 119L182 122H184L183 121V119ZM114 119H116V118H114ZM129 119H130V116H129ZM151 119H148L146 122H148V121H151ZM165 119H167V118H165ZM202 119L204 120V122L202 121ZM85 120V121H84ZM88 120V119H87ZM113 119L111 118V120L110 121H112ZM139 120H138V122H139ZM152 120V121H153ZM179 120V119H178ZM80 121L82 122V121H84L85 123L86 122H90L89 120L88 121H86V118H83L82 120L80 119ZM98 121H100V120H98ZM97 121V122H98ZM154 121V122H155ZM95 122L96 121H94L93 120V123L95 124ZM126 122H127V120H126ZM125 122V120H124V122L123 123H126ZM137 122V121H136ZM143 122V123H142ZM176 122H178V123H176ZM93 123H91L90 122V124L89 123H86V125L88 124L90 127H92L91 125L93 124ZM99 123V122H98ZM97 123V124H98ZM111 123V122H110ZM113 123H116V130H115V127H113V126H111V128L113 127L114 128V132L115 131H117V130H119L120 128H121V126H120V124L121 123H119V122H113ZM118 123V124H117ZM123 123L121 124L122 125V127H124V125L126 126V124H124L123 125ZM176 123V124H175ZM205 123H206V125H205ZM93 124V125H94ZM100 124V123H99ZM135 124V123H134ZM145 124V123H144ZM87 125V126H88ZM96 125V124H95ZM128 125H130V124H128ZM132 125H133V123H132ZM137 125V124H136ZM155 126H156V124H154ZM154 125L153 126H151V127H154ZM161 125H163V124H161ZM167 125H170V126H167ZM119 126H120V128H119ZM145 126H147V127H149L150 125L147 123V125H145ZM160 126V125H159ZM158 126V127H159ZM167 126V127H166ZM172 126V127H171ZM239 126H241V128L239 127ZM100 127V126H99ZM164 127H162V126H160V129H159V131L158 132H161L162 131V128H163V130H164ZM171 127V128H170ZM209 127V128H210ZM22 128V127H21ZM94 128H97V127H94ZM100 128H103V127H100ZM111 128H110V131L111 132H113V128H112V130H111ZM146 128V127H145ZM171 129V132H169V130ZM173 129V130H172ZM206 129V130H207ZM88 131H86V132H88L89 133V131H91V132H94L95 131V129H94V131H92L90 128L89 129H87ZM151 130H152V128H151ZM161 130V131H160ZM207 130V132H209ZM27 131V130H26ZM132 131V132H131ZM131 131H129L130 132V134H128L129 132H127V131H125L123 134H125L124 136H125V138L123 139V135H121V137H119V139H121L122 140V142L124 141V142H127V139H128V142L127 143H125V144H128L129 142H131L130 140V137H132L133 135H132V133L134 132V130H131ZM154 131H156V129L155 130H153V131H151V132H154ZM23 132H24V130H23ZM86 132H84V133H86ZM90 132V133H91ZM147 132V134L149 133V130H147L146 131ZM26 133V132H25ZM95 134H98L97 132H94ZM94 133H92V135L93 136H95V134ZM108 133H109V130H108ZM155 133V132H154ZM20 134V133H19ZM31 134V133H30ZM111 134L112 133H110V135L109 136H111ZM117 134V133H116ZM143 133H141V135H142ZM147 134H145V137H147ZM159 133H155V135H156V137H157V135H158ZM162 134V133H161ZM160 134V136H162ZM20 135H22V134H20ZM89 135V134H88ZM100 135H101V132H100ZM115 134L113 133V136H111V138H109V136L107 135V139H113L115 136H114ZM140 135V136H141ZM33 136V135H32ZM85 136H87V135H85ZM117 136H119V135H117ZM138 136V137H137ZM138 134L137 135H135L134 136V138H133V140L132 141H137V140H135V138H138V140L141 138ZM143 136V135H142ZM165 136V135H164ZM221 136H222V138H221ZM29 137V136H28ZM89 137V136H88ZM126 137H127V139H126ZM140 137V138H139ZM99 138V134H98V137H97V135H96V138L94 137V138H91V140H90V138H86V139H88L86 142L89 144V142H93V144H95V143H97V141L95 142V140L96 139H98ZM117 138V137H116ZM116 138H114V140H117ZM168 139H169V137H167ZM85 137H84V142H82L81 143V145H83V143H85V146H83L84 148H82L81 146H80V149H84V150H86L85 149V147L86 146H89V145H86V142H85ZM93 139H95V140H93ZM100 139V138H99ZM98 139V140H99ZM141 139H144L143 137L141 138ZM140 139V140H141ZM146 139V138H145ZM153 139V138H152ZM164 139H166V138H164ZM167 139V140H168ZM25 140V139H24ZM28 140V139H27ZM31 140H32V138H31ZM166 140V141H167ZM34 141V140H33ZM101 141V140H100ZM112 141V140H111ZM118 141V142H117ZM117 141H115V142H117V144L119 143V140H117ZM146 141V140H145ZM95 142V143H94ZM114 141H112V143H113ZM114 142V143H115ZM122 142H120V143H122ZM139 142V141H138ZM162 142V141H161ZM171 142V141H170ZM30 143V142H29ZM32 143V142H31ZM119 143V144H120ZM134 143H136L137 144V142H134ZM148 143V142H147ZM146 143V144H147ZM34 144V143H33ZM36 144V143H35ZM92 144V145H93ZM103 144H105V143H103ZM100 145V146H98L99 147V149H100V147L101 146H103L102 147V149H105L104 148V146L106 147H108L109 149H110V145L111 144H109V146H108V143H106L105 145ZM125 144H122V145H124V147H125ZM130 145H132L131 143H129ZM135 144V145H136ZM139 144H141V142L139 143ZM145 144V145H146ZM156 144V143H155ZM154 144V145H155ZM97 145H98V143H97ZM135 145H133V148L135 147ZM141 145H144L143 143L141 144ZM141 145H139V146H141ZM157 145V144H156ZM169 145V144H168ZM91 146V145H90ZM121 146V145H120ZM158 146H161V145H158ZM162 146H165V145H162ZM167 146V145H166ZM34 147V146H33ZM92 147V146H91ZM90 147V148H91ZM93 147H94V145H93ZM98 147H97V149H98ZM116 147V148H115ZM119 147V146H118ZM121 147H123V146H121ZM120 147V148H121ZM127 147H128V149H129V147L130 146H128L127 145ZM127 147H125V149L127 148ZM87 148V147H86ZM90 148H88L87 149V151H91V150H89ZM96 148V147H95ZM111 148H115V150L113 151V153L115 152V151H117V145L116 146H114L113 147V145H112V147ZM171 147L169 148V149H172ZM98 149V151L100 152L101 150H99ZM107 150V149H105V150H103L102 152L104 153V151H106L107 153H108V151H110L109 153L112 155V150ZM125 149H123V150H125ZM135 149L137 150L138 149V147L137 148H134V151H135ZM140 149V148H139ZM139 149L137 150V151H139ZM145 149H148V147H145L144 149H142V150H144L145 151ZM150 149H152V148H150ZM156 149H159L157 146H156ZM35 150V149H34ZM79 150V149H78ZM81 150V151H82ZM83 150V151H84ZM131 150V149H130ZM160 150V149H159ZM136 151V152H137ZM143 151V152H144ZM147 151V150H146ZM151 152V150H149L148 149V151H147V153L148 152ZM161 151V150H160ZM95 152H96V150H95ZM105 152V153H106ZM141 153V154H146L145 152L144 153ZM152 152H155V151H152ZM151 152V153H152ZM158 152V151H157ZM156 152V153H157ZM162 152V151H161ZM164 152V151H163ZM172 152V151H171ZM170 152V153H171ZM75 153H77L76 151H75ZM82 153V152H81ZM92 153H94V149H93V152ZM104 153V154H105ZM106 153V154H107ZM109 153L107 154V155H109ZM129 153H130V151H129ZM132 153H135V152H132ZM173 153V152H172ZM179 155H178V154ZM78 154V153H77ZM79 154H80V151H79ZM78 154V155H79ZM97 154L99 155V153L97 152ZM100 154H102V153H100ZM105 154V155H106ZM150 154V153H149ZM149 154H147V155H149ZM162 154V153H161ZM177 154V155H176ZM97 155V157L100 159V157H103V158H105V156L104 155H99L98 156ZM106 155V156H107ZM150 155H152V154H150ZM149 155V156H150ZM91 154H88V152H86V151H84L81 155H80V161H78V159L76 160V163L73 161H71V160H73L72 158H71V160L69 159V161L66 159V161H68V162H66L65 160H64V164L65 165H68L71 169H70V171H69V168H67L68 169V171H67V173L68 172H71L72 171V169H77L78 168V170H76V172L77 171H79L80 170V173H76L75 171H72V173L73 172H75L76 173V175H77V177H76V175H74V177H71V175H69V174H67V176L69 175L70 176V178H69V176H68V181L71 183V182H73V184H74V181L75 182H78V184H80V186L81 187H83L84 189H88L89 187H92L93 185H91V183L93 182V180L94 181H101V177H103V174L101 175V173H98V174H100V178L98 177V176H92L91 174H92V172H90V175H89V168H87L88 166H89V164L90 163H92V162H95V160H97V159H95V160H93L94 159V157L96 156H92ZM116 155H114V157H115ZM138 156H140V155H137V157ZM148 156V157H149ZM154 156V155H153ZM162 156H164V153H163V155ZM111 157V156H110ZM114 157H112L114 160L115 159H117V158H114ZM148 157H145V159H147ZM152 157V156H151ZM151 157H149V158H151ZM193 157H195L194 159H193ZM70 158V157H69ZM76 158H78V156L76 157ZM96 158V157H95ZM139 158H141V157H139ZM165 158V157H164ZM196 158H197V160H196ZM144 159V158H143ZM156 159V158H155ZM154 159V160H155ZM159 159V158H158ZM174 160V162H173V160ZM75 160V159H74ZM104 160V159H103ZM153 160V159H152ZM151 160V161H152ZM153 160V162L155 163V161ZM194 160H196V162H194ZM201 160V161H200ZM78 161V162H77ZM90 161H92V162H90ZM99 161V160H98ZM98 161H97V163H98ZM100 161H102V158H101V160ZM99 161V162H100ZM142 161H144V162H146L147 160H140L139 161V163H141ZM3 162V161H2ZM90 162V163H89ZM104 162V161H103ZM204 163V164H202V163ZM105 163V162H104ZM148 163L149 162H146V163H141V164H143L142 166H140V167H142L143 169L145 168L146 169V167H147V165H148ZM153 163V164H154ZM158 163V162H157ZM181 163V162H180ZM87 164V165H86ZM93 164V163H92ZM140 164V165H141ZM144 164H146V167L144 166ZM153 164H151V165H153ZM184 164V165H183ZM199 164L201 165H203V166H199ZM63 165V164H62ZM64 165V166H65ZM93 165H95V164H93ZM101 165V164H100ZM132 165V164H131ZM151 165H148V167L150 166L151 168L153 167V168H155V169H157L159 166H156L155 167V165H156V163L154 164V166H151ZM158 165H159V163H158ZM187 165V166H186ZM205 166V167H207V172H205L204 174L202 173V171H205V170H202V171H200V174H202V175H205L206 173H208V171H209V169L208 168H213V169H215L214 167H209V166ZM96 166V165H95ZM97 166H99V165H97ZM137 166V165H136ZM198 166V167H197ZM10 167V166H9ZM8 167V168H9ZM102 167V166H101ZM100 167V168H101ZM138 167V166H137ZM139 167V168H140ZM161 167V166H160ZM165 167V164H164V166H163V168ZM176 167V168H175ZM193 167V168H194ZM205 167L203 168V169H205ZM65 168V167H64ZM99 168V169H100ZM141 168V169H142ZM175 168V169H174ZM241 169V174H238L239 173V171H238V173H237V171H236V169ZM10 169V168H9ZM86 169H88V170H86ZM137 169V168H136ZM190 171H189V170ZM1 170V169H0ZM85 170H86V172H85ZM90 170H94V172H96L95 174H97V171H96V168L95 169H90ZM110 170V169H109ZM112 170V169H111ZM111 170H110V172H111ZM172 170V169H171ZM65 171V170H64ZM213 170H210V172H212ZM221 171H223V172H221ZM3 172V171H2ZM1 172V173H2ZM12 172V171H11ZM88 173L87 174V176L85 175V173ZM100 172V171H99ZM169 172V171H168ZM209 172V173H210ZM225 172V173H224ZM66 173V172H65ZM104 173V172H103ZM170 173V172H169ZM193 174V172H190V176ZM3 174V173H2ZM94 174V175H95ZM97 174V175H98ZM173 175V176H176V178H178L179 177V174H177V175ZM195 174V173H194ZM81 175V176H80ZM181 175H183V174H181ZM180 175V176H181ZM3 176V175H2ZM91 176V177H90ZM113 176V175H112ZM178 176V177H177ZM184 176H182V178H185ZM193 176V175H192ZM191 176V177H192ZM195 176V175H194ZM201 176V175H200ZM118 177V175L117 174H114V179L115 178H117ZM190 177V178H191ZM6 178V177H5ZM65 178V177H64ZM104 178V177H103ZM112 178V179H113ZM119 178H121V177H119ZM174 178V177H173ZM182 178H179L178 180L181 182V181H183V179ZM187 178V177H186ZM185 178V179H186ZM63 179V178H62ZM114 179H113V182L112 183H114ZM185 179H184V181H185ZM65 180V179H64ZM66 180H67V178H66ZM117 179H115V182H117L116 181ZM177 180V179H176ZM177 180V181H178ZM189 180V179H188ZM192 180H194L193 178H192ZM194 180V181H195ZM6 181V180H5ZM13 181V180H12ZM92 181V182H91ZM102 181H103V179H102ZM101 181V182H102ZM105 181V180H104ZM179 181H178V183H179ZM183 181V182H184ZM193 181V182H194ZM195 181V182H196ZM1 182V181H0ZM8 182V181H7ZM65 182H67V181H65ZM68 182V183H69ZM96 182V183H97ZM197 182V184H200V183H198ZM13 183V182H12ZM69 183V184H70ZM94 183V185H97V184H95V182H93ZM102 183H104V182H102ZM119 184H120V182H118ZM117 183V184H118ZM14 184H16V183H14ZM72 184V183H71ZM107 184V183H106ZM108 184H110V183H108ZM114 184H116V183H114ZM116 184V185H117ZM6 185V184H5ZM31 185H33V184H31ZM36 185V184H35ZM99 185V184H98ZM180 185V184H179ZM203 185H205V186H203ZM12 186H13V184H12ZM108 186V185H107ZM102 187H103V184H102ZM104 187H106V185H104ZM118 187H119V185H118ZM5 189V188H4ZM118 191H117V190ZM20 191V190H19ZM80 191V190H79ZM89 192V191H88ZM87 192V193H88ZM211 192V193H212ZM34 193V192H33ZM90 193H92L91 191H90ZM107 192H105V194H106ZM122 193V192H121ZM93 194V193H92ZM19 195H21V194H19ZM18 195V196H19ZM103 195V194H102ZM101 195V196H102ZM17 196V195H16ZM104 196V195H103ZM102 196V197H103ZM41 197H42V195H41ZM106 197V198H107ZM99 198V197H98ZM101 198V197H100ZM212 198V197H211ZM22 199V198H21ZM108 199V198H107ZM179 199V198H178ZM213 199V198H212ZM216 199V198H215ZM214 199V200H215ZM16 200V199H15ZM182 200V199H181ZM226 200V201H225ZM103 201V200H102ZM107 201V200H106ZM180 201V200H179ZM216 201V200H215ZM109 202V201H108ZM229 202H231L234 206L236 205V207L235 208H237L238 210H240L239 212H242V213H244V214H246L247 216H253V219L251 220L250 219V217H242V219L241 218H239L238 219V223L237 224H235V231L234 232H229L228 231V233H225L224 232V229H223V224L225 223L224 221L226 220V219H230V216L228 215L229 214V211H228V209H227V206H228V203ZM217 203V202H216ZM35 204V203H34ZM90 204V203H89ZM88 204V211H87V218H92V216L94 217L95 215H100L101 213L99 212V211H97V210H95V208L92 206V205H89ZM27 205V204H26ZM224 205V206H223ZM4 206V205H3ZM21 206V205H20ZM5 207V206H4ZM38 207H40V206H38ZM125 207V206H124ZM214 207V206H213ZM23 209V208H22ZM21 209V210H22ZM25 209V208H24ZM23 209V210H24ZM6 210H7V208H6ZM215 210V209H214ZM9 211V210H8ZM28 211V210H27ZM42 211V210H41ZM46 211H48V210H46ZM126 211V212H125ZM216 211V210H215ZM43 212H45V211H43ZM70 214H72L77 220L79 219V218H81V217H83V215L78 211V210H76V209H73V208H70ZM6 213V212H5ZM18 213V212H17ZM24 213V212H23ZM42 213V212H41ZM8 215H6L5 217L7 218L8 217V219H7V221H9V219L11 218V220H12V222H15L16 221V218H15V220H14V218L13 217H11L10 216V213H7ZM13 214V213H12ZM19 214V213H18ZM17 214V215H18ZM25 214H26V211H25ZM17 215H14V216H16L17 217V219L18 220H21V219H19L18 218V216ZM41 215V214H40ZM44 215H46V214H44ZM132 215V214H131ZM27 216V215H26ZM85 216H86V214H85ZM178 216V215H177ZM5 217H4V219H5ZM24 217V216H23ZM43 217H45V216H43ZM47 217V216H46ZM50 217V216H49ZM32 218V217H31ZM27 219H29V217H27ZM47 219V218H46ZM49 219V218H48ZM53 219V218H52ZM75 219V220H76ZM14 220V221H13ZM18 220H17V222H18ZM44 220V219H43ZM83 220V219H82ZM92 220H93V218H92ZM159 220H160V218H159ZM163 221V220H162ZM17 222H15V223H17ZM21 222V221H20ZM49 222V221H48ZM89 222V221H88ZM93 222V221H92ZM227 222H229V221H227ZM45 224V223H44ZM44 224H39L38 226L39 227H37L36 226V223L33 221V220H30V226H28V227H30V228H34L35 229V231L37 232V234L38 235H44L45 234V232H43V230H44V228H46V229H48L49 230V234H47V232H46V234L45 235H47L46 236V240L45 241H43L42 239H38L37 237H39L40 238V236H37V237H34V236H32V238H30L29 236V234H26L25 236H28L27 238L29 239L28 240V242H29V244H28V246L26 245V242H27V239L25 238V240L26 241H23L22 240V237H23V235L21 236V234L19 233V234H17L15 237H13L12 239V242H11V245H12V249H11V251H13L14 252V254L15 255H17L18 257H22L24 254H26V253H29L28 252V250L30 251V254H29V257L28 258H30V260L32 261V263L33 264H78L75 260H74V256H77L79 259H81V260H83L84 258H85V255H83V252H82V250H81V248L79 247V246H73V247H71V248H75V251L74 252H71V254H69V253H61V252H59V251H57V250H55L56 248H54V246H53V244L54 243H57V242H55L54 240H53V237H50L49 235H50V233H52L51 232V228L49 227L50 226V224L49 225H44ZM136 224V223H135ZM146 224V223H145ZM27 225V224H26ZM57 225V224H56ZM249 225H251L250 227H249ZM59 227H60V231H61V236H62V242H63V244H61V246L63 245L64 246V248L66 247V246H70V239H71V235H72V231L68 228V229H66L62 224H59ZM166 226L164 225V228H165ZM156 229H158V230H161L162 229V226H161V224L160 223H158L157 224V228ZM244 229H248V238H245V236H244V233H242L243 231H244ZM26 230V229H25ZM165 230V229H164ZM46 231V230H45ZM205 231V230H204ZM240 231V232H239ZM242 231V232H241ZM169 232V231H168ZM171 232V231H170ZM22 233V232H21ZM24 233H27V232H24ZM141 233V232H140ZM23 234V233H22ZM36 234V235H37ZM44 235V236H45ZM43 237V236H42ZM100 237V240L102 239V237L101 236H99ZM45 237H43V239H44ZM61 238V237H60ZM70 238V239H69ZM98 238V237H97ZM148 238V237H147ZM99 239V238H98ZM100 240H98V241H100ZM60 242V241H59ZM90 243V246L91 247H94L93 249H96L95 247H97V246H95V244L96 243H94V242H91V241H89ZM239 242L242 244V247H243V252H241L239 249H241V248H239L238 246V244H239ZM88 244V245H89ZM121 244V243H120ZM185 244H187V246H185ZM49 245L51 246V247H49ZM114 246V245H113ZM59 248H60V245H59ZM68 248V247H67ZM70 248V247H69ZM91 249V248H90ZM222 249H225L226 250V252H227V255H224V254H222ZM60 250H63V249H60ZM52 251H54V252H58V253H55V255H56V257H55V259L53 260V258L51 259L50 258V253H52ZM115 250H114V247H112V250L110 251V253H111V255L109 256V263L108 264H122V263H120L118 260H117V258H116V253L114 252ZM46 254V256H47V258L48 259H44V258H42V257H40V254ZM76 254V255H75ZM74 255V256H73ZM242 255V256H241ZM52 256V255H51ZM54 256V255H53ZM239 256H241L242 257V261H238V257ZM3 257H2V254H1V256H0V264H8V262L6 263V261H4L3 259H2ZM92 259V258H91ZM94 261V260H93ZM95 264V263H94Z\"/></svg>", "mask_w": 264, "mask_h": 264}]
</instances>
